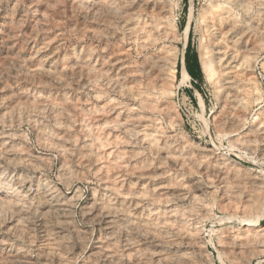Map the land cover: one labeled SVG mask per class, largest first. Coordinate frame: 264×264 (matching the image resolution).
I'll return each instance as SVG.
<instances>
[{
	"label": "rangeland",
	"instance_id": "rangeland-1",
	"mask_svg": "<svg viewBox=\"0 0 264 264\" xmlns=\"http://www.w3.org/2000/svg\"><path fill=\"white\" fill-rule=\"evenodd\" d=\"M68 1H70V2H68ZM77 1H79L80 3H78ZM88 1H89V3H88ZM102 1L103 0H96V2H97V4H96L95 0L94 1H91V0H81V1L80 0H0V25H1L0 26V34L2 35V36L0 35V37L2 38V40L0 38V42H1L0 43V62L2 61L3 65L5 66V67L1 66L2 64H0V73H1L0 77H3V78H0V82H1L0 83V97H1L0 98V115L2 116L1 118H3V120H4V122H3V120L0 119V131H1L0 132V140H3V141H1L2 143H0V148L3 145H4L3 148H5V149H3V148L0 149V152L4 150L0 154V167L2 168V169H0V183H1L0 191H7L10 188L9 190H10L12 195L13 194L16 195V193H17V197H16L17 200L21 197L18 200L19 202L17 200L11 199V198L10 199H3L0 201V206H1L0 209L2 208L0 210V217H1V214H3L4 218H5L4 219L3 217H1L2 222H0V230H1L0 231V241H1L0 242V251H1L0 264H6V263L9 264V261H10V264L12 263L11 260L7 259L4 255V254H6V252L8 250L9 251H15L16 250V252L25 256L24 264H26L27 261H29L28 263H30V264H52V263L53 264H60V263L61 264H82V263L88 264V262H91V264H108V263L109 264H129V262H130V264H148L149 261H150V264H157L152 257L153 254L151 253V255H150V253H149L150 250H148V249H151L153 247H155V248L151 249L152 252L157 251V249L160 251H162L164 249L165 251L164 250L163 251L167 252V253H174L175 254L177 252L176 253L177 255L180 253L182 254V253L187 252L188 254L187 253L186 254L189 258H191L193 256L192 255V252H193V254L195 256L192 257V258H194L193 262H191L192 258L190 259L191 264L192 263L193 264H264V241H262V239L264 240V236H263L264 231H262L264 229H260L261 227L264 228V206H263L264 205V184H263L264 183V152H263V150H264L263 149L264 148V130H262V129H264V51H263L264 50L263 49L264 48V33H263L264 32V25H263L264 24V17H263L264 12H262L264 10L262 7V6H264V0L263 1L262 0H247V2L245 0V3L238 4V5L237 4L235 5V3H230L231 4L230 5L229 2L227 1V3H226L225 0H224V2H223V0H215V1L212 0L213 1L212 3H211V0L210 1L209 0H162V1L161 0H153V1L152 0H149V1L146 0L147 2H144V0H131V1L125 0L126 3L124 2V0L123 1L117 0L118 3L115 0H106L107 2L108 1H111V2L114 1L115 5H117V6H115L113 2L112 3L108 2L106 4L105 0H104L105 3ZM251 1H252V3H251ZM83 2H85V3H83ZM138 2H140V4ZM143 2H144V5H143ZM162 2H163V5L161 6ZM208 2L211 4H209ZM217 2L218 3L222 2L221 4L230 6V10L232 9L235 12L234 11L231 12L230 17H228L229 19L223 18L221 22L218 21L219 24L220 23H222V24L219 25L218 22H215V24L212 26L211 24L213 21L211 22V20H212L211 15H209L211 19L210 18L208 19L207 18L208 16L206 17V15H208V13L211 14L212 5L214 3H217ZM77 3L79 4L78 6H77ZM81 3H83V4H81ZM124 3L126 4V6ZM141 3H142V5H141ZM158 3H160V4H158ZM100 4L103 6L102 7L98 6ZM104 4H106V6ZM206 4H209V6L206 7L207 6ZM244 4H246L247 6ZM258 4H260V5H258ZM107 5L112 6L113 9H111L112 7H110V6L107 7ZM137 5H139V6L141 5L144 7L142 9L141 6L138 7ZM164 5H166V6L164 7ZM136 6H137V8H136ZM151 6H152V9H150ZM258 6H260V8H262L263 10L261 9L262 10L261 11L260 8H258ZM132 7L134 8L133 10L131 9ZM148 7H149V9H148ZM160 7H162V8H160ZM244 7L247 9H245ZM58 8H59V10H58ZM114 8H115V10H114ZM140 8L142 9V11ZM123 9L128 14H126V12H125V15H124V13H122V12H124ZM162 9L165 13H163ZM200 9L202 10L203 13H201ZM257 9H259V11H261V12H259ZM103 10L106 12H104ZM118 10H120V11H118ZM134 10H135V13L136 12L139 13L140 16L137 13L135 14V13L131 12V11L134 12ZM206 11L208 13H206ZM43 12L46 14H44ZM49 12H50V14H49ZM151 12H153V13L151 14ZM41 13H43V15L45 17L42 16ZM204 13H205V15H204ZM130 14H131V17H130ZM259 14L262 16H260ZM135 15H137V16H135ZM200 15L205 16L206 19H205V17L203 18V16H202L203 19L200 18L201 17ZM255 15H258V16H255ZM40 16H42L43 18ZM125 16H128V17H125ZM138 16L140 17V20H138V18H139ZM159 16H161V17H159ZM166 16L169 17V19H173L175 21V23H176L175 29L173 28V26L171 24H168L166 26V29L161 28L160 24L158 25V23H160L161 20L164 19L163 17H166ZM236 16H238V17H236ZM114 17L115 18L117 17L116 21H115ZM121 17H124V19H120ZM155 17L157 20L158 19L159 20L157 21L155 19ZM249 17H253L254 19L255 18L256 19L254 20L253 18H250L251 19L250 20ZM11 18H12V21H11ZM257 18H258V20H257ZM142 19L145 20L146 22H144ZM204 19H205V23H204ZM252 19H253V21H252ZM121 20H123V21L125 20V22L122 21L125 24H123L121 22ZM141 20H142V22H141ZM151 20H153L154 22ZM261 20H262V22H261ZM155 21H157V22H155ZM223 21H225V22H223ZM228 21L230 23H227ZM251 21H252V23H251ZM256 21H258V22L256 23ZM127 22H129L128 24L130 26L127 24ZM147 22H148V24H147ZM151 22L154 24H152ZM201 22H203L202 24H205L206 27H207V24H209V22H210L211 24H209V27L210 26L211 27L210 28L207 27V30H206V29H204L205 28L204 25L202 26ZM17 23H19V24L17 25ZM114 23H116V24H114ZM254 23L258 24L259 26L254 25ZM225 24H226V26H225ZM229 24H231V25H229ZM244 24L246 25V27ZM147 25H148V27H146ZM233 25H234V27H233ZM157 26H158V28H157ZM186 26H188L189 29H188L187 38L185 39V28H186ZM223 26H225V27H223ZM126 27H127L129 32L127 31ZM144 27H146V28H144ZM214 27H216V29ZM229 27H230V29H228ZM133 28L136 29V32L134 31ZM142 28H144V30ZM169 28H171V29H169ZM222 28H223V30H222ZM163 29L165 31H163ZM173 29L175 30V33L173 32L174 31ZM209 29H210V31H209ZM231 29H233V30H231ZM10 30L12 32H10ZM146 30L149 32L151 31L150 32L151 34H148L149 32H147V34H145ZM152 30L154 31V33ZM169 30L170 31L172 30V32H170ZM220 31H221V33H220ZM164 32L165 33L168 32V33L165 34ZM13 33H14V35H13ZM138 33H139V36H138ZM142 33L145 35H142ZM10 34H11V37L13 39L10 36H7ZM134 34H135V36H133ZM140 34L142 36H140ZM153 34H155V37ZM204 34H205V38L203 40L202 38L204 37ZM218 34L220 35V37H218L219 36ZM207 35H208V37H207ZM227 35H230V36H227ZM148 36L150 38L149 40H152V42L148 40ZM222 36H224L226 38H224V37L222 38ZM131 37H132V39H131ZM173 37H175V38H173ZM183 37H184V39H183ZM209 37H212L214 40L212 38H209ZM144 38H145V40H144ZM233 38L236 41H234ZM248 38H249V40H248ZM9 39H11L12 43ZM132 40H134V41H132ZM184 40H185V43H184ZM225 40L226 41L228 40V41L226 42ZM246 40H247V42H246ZM2 41H3V44H2ZM147 41H148V44H147ZM231 41L232 42L234 41V43L237 42L236 47H237V45L239 47H238V55H237L238 57L236 56L235 57L236 60L233 58V59H230L231 60L230 61L226 57L230 53V51H228V50H230L229 48H230V42ZM5 42H6L7 46H6ZM17 42H19V43H17ZM145 42H146V44H145ZM208 43H210V44H208ZM228 43H229V45L227 46ZM245 43H247L248 45L250 44L249 46L252 45V47L253 46L255 47V48L253 47L251 50L253 52H251L250 49L247 50L245 48V50L248 51V52H246L244 50V47H243V51H241L242 46H244ZM215 44H217V46ZM157 46H158V48H157ZM202 46L206 47L207 50L209 49V52H210V54H212V56H214V54L216 56L219 54V57H222V55H223V57L220 59V61H218V59L213 61L214 62L213 65L214 66L216 65L215 67L213 66L215 68V74L216 75H215V78H213L212 80H210V79L208 80L205 77V74H204L202 67H201V61H200L201 56H200V54L202 52ZM9 47H10V49H12V50H10V49L9 50H10L11 54L13 55V58H12V55L10 54V52L8 50ZM12 47H15V48H12ZM6 48H7V50H6ZM21 48H22V50H21ZM248 48H251V47H248ZM256 48H257V50H256ZM39 49H41L42 51H40ZM19 50H21V51H19ZM29 50H30V52H29ZM35 50H36V52H35ZM13 51L16 52L15 53L16 55L13 54L14 53ZM78 51H80V52H78ZM186 51H187V53H186ZM217 51L219 52L218 54L216 53ZM223 51L226 53L224 54ZM239 51L242 53H239ZM220 52H221V54H220ZM33 53L34 54L36 53L37 55L34 56ZM160 53H163V54L161 55ZM171 53H172V55H171ZM249 53H251L253 56ZM42 54H45V55L47 54V56H45V55L43 56ZM164 54H165V56H164ZM39 55H40V57H39ZM185 55H187L188 57L195 55L197 57L198 64L200 67V71H201V79L200 80L194 81L191 77H189V79H187V80L184 79V77L182 75V69L185 67ZM239 55H241V56H239ZM14 56H16L17 58ZM31 56H33V57H31ZM155 56H156V59H155ZM173 56H175V57H173ZM18 57H19V59H18ZM240 57H243V58L241 59ZM246 57H248L250 59H248V58L246 59ZM15 58L18 61H15L16 60ZM163 58L165 60H163ZM252 58H253V60H252ZM37 59L39 62L37 61ZM48 59H49V61H48ZM86 59H88L89 61L88 60L86 61ZM168 59H170L172 61H169ZM29 60H31V63L29 62ZM82 60H84L85 62ZM156 60H158V62ZM221 60H223V61H221ZM241 60H243V61H241ZM246 60L248 62L245 64ZM6 61L8 63H4ZM24 61L25 62L27 61V62L25 63ZM81 61L83 62V64H81L82 63ZM23 62H24V64H23ZM34 62L36 64H38V63H42V64H38V66H35ZM43 62H45L46 64ZM55 62H56V64H55ZM87 62H88V65L86 64ZM219 62H220V64H219ZM232 62H233V64H236L237 67H236V65H233L234 67L231 66ZM239 62L242 64H240ZM243 63L245 65V67H244ZM8 64H10L9 68H7ZM25 64H26V66H25ZM33 64H34V67H33ZM69 64H70V66H69ZM85 64H86L87 68H86ZM172 64L174 65V68H175L174 78L172 79V81H170L171 83L168 84V81H166V80H168L166 75L169 72V69H168V68H170L169 66H172ZM89 65L91 67H93L94 69L91 68ZM158 65L160 67H158ZM217 65L218 66L220 65V66L218 67ZM247 65H249V66H247ZM24 66H25V68L27 66H29L31 68L36 67L35 69L38 68L39 71H36V73L31 74L29 71H27L25 68H23ZM10 67H12V68H10ZM70 67H72V68H70ZM156 67H158V68H156ZM162 67L164 68V70ZM51 68L52 69L54 68L53 69L54 71ZM55 68H58V69L56 70ZM232 68L234 71L232 70ZM9 69H11L12 71H9V73H8ZM44 69H45V71H44ZM96 69H98L97 70L98 73L96 72ZM99 69L102 71H99ZM241 69L243 71L245 70L244 73H242L243 71ZM132 70H134V71H132ZM218 70H219V72H218ZM235 70H238V71H235ZM23 71H25V72H23ZM40 71H41V73H40ZM161 71H162L163 75H161L162 74V73H160ZM49 72H50V74H49ZM128 72H130V73H128ZM228 72H230V73L232 72V73L229 74ZM12 73H13V75H12ZM38 73L41 75V77ZM55 73L58 75H55ZM87 73H88V75H87ZM2 74H4V75H2ZM8 74H10V75H8ZM52 75L54 76V78L52 77ZM60 75H62V76L60 77ZM225 75H226V77H225ZM111 76H113V77H111ZM162 76H163V79H162ZM39 77H40V79H39ZM56 77H58V78H56ZM99 77H100V79H99ZM4 78H7L8 80H4ZM32 78H33V80H31ZM43 78H45V79H43ZM237 78H238V81H237ZM104 80H105V82H104ZM163 80L165 81L166 84L164 83ZM241 80H242V82H241ZM151 81H152V83L154 82L153 85H151L152 84ZM235 81H237L236 82L237 84L235 83ZM130 82H131V84H129ZM7 83H8V86H6ZM10 83L12 84L13 88L9 87L11 85ZM219 83L220 84L222 83V84L220 85ZM241 83H242V86L244 84L243 87H241ZM252 83H253V85H252ZM117 84H119V85H117ZM147 84L149 85V87ZM233 85L235 87H233ZM151 86H153L157 89H159V87H161L160 91L157 89L155 90ZM247 86H248V89H245ZM250 86H251V88H250ZM117 87H118V89H117ZM238 87L239 88L241 87L240 88L241 90ZM254 87L257 89L256 93L250 91L251 89L254 91ZM15 88L17 89V92H16ZM144 88H145V91H144ZM148 88L150 90L155 91V92L150 91ZM14 89H15V91H14ZM24 89H27V90H24ZM125 89H127L129 91H127V90L125 91ZM167 89L172 90V93L167 94V92H164ZM9 90H10V92L13 91L12 93L14 95L11 94L9 92ZM141 90H143V91L141 92ZM225 90L228 92H225ZM230 90H232V91L230 92ZM236 90H237V92H236ZM243 90H244V92H243ZM245 90H247V92ZM22 92L27 94L28 96L25 94L23 96ZM150 92H151V94L149 96ZM156 92L158 93V95H156L157 94ZM159 92H161L162 94H160ZM140 94H142V95H140ZM247 94H249V95H247ZM252 95H254V96H252ZM132 96H134V97H132ZM146 96L148 98H146ZM238 96H240V97H238ZM24 97L25 98L27 97L26 100ZM137 97H139V98H137ZM144 97L147 101L144 100ZM232 97H233V99H232ZM12 98L15 101H13ZM23 98H24V100H23ZM149 98H152V100L155 98L154 99L155 101L154 100L152 101ZM244 98H245V100H244ZM33 99H34L33 102H35L36 105H35V103L33 104V102H32ZM138 99H140V100H138ZM165 99H166V101H165ZM238 99H240L242 102L240 100L238 101ZM248 100H250V101H248ZM12 101H13V105H12ZM145 101L147 104L145 103ZM247 101H248V103H247ZM22 102H24V104L26 102V104L24 105ZM152 102L157 103V106L155 103H152ZM238 102H241V105ZM149 103L152 104V106ZM236 103H238L239 105ZM245 103H246V105H245ZM5 104L7 105V108H6ZM30 104L31 105L33 104L32 107H30L31 106ZM17 105H19V106H17ZM21 105H23V106H21ZM153 105H155L156 107ZM235 105H236V107H235ZM242 105H245V107H243ZM4 106H5V108H3ZM11 106H15V107L13 108ZM52 106L53 107L55 106L54 109L57 108L56 112H53L54 109H52ZM148 106L150 108H148ZM241 106L243 108H241ZM19 107H21V109ZM23 107H24V109H23ZM165 107L167 109H165ZM7 109H9L8 112H7ZM14 111L16 113L12 114V112H14ZM237 111L238 112L240 111V112L238 113ZM1 112H3V113H1ZM6 112L8 113V115ZM17 112H18V115H17ZM137 113H139V114H137ZM3 114H5V115H3ZM28 115H30V116L28 117ZM126 115H129V116H126ZM115 116H116V118H115ZM8 117H10L11 119ZM231 117L234 119H231ZM32 118H33V120H32ZM27 119H29V120H27ZM111 122H112V125H111ZM56 123H57V125H56ZM124 124H125V127H126V125L127 126L129 125V126L125 128ZM40 125H41V127H39ZM113 125H114V128H113ZM233 125H234V127H233ZM37 127H38V129H37ZM143 127L145 128V130ZM141 128H142V130H141ZM133 130H134V132H133ZM143 130H144V132L147 130L145 132L146 134L143 132ZM218 131H219V133H218ZM88 132H89V134H88ZM149 132H150V134H149ZM157 132H159V133H157ZM5 133H7V134H5ZM152 133L154 134V136L152 135ZM131 134H134V135H131ZM147 134H148V136H147ZM44 135H46V136H44ZM96 136H97V138H96ZM243 136H244V138H242ZM114 137H115V139H114ZM149 137L151 139H149ZM154 137H156V138H154ZM234 137H235V139H234ZM44 139H46V140H44ZM111 140H113V141H111ZM145 140H147V141L145 142ZM233 140H234V142H233ZM236 140H238L239 142L238 141L236 142ZM5 141L7 142V144H5ZM99 141H102V142H99ZM148 141H149V143H147ZM152 141L155 142L154 145H153ZM160 141L161 142L163 141V142L161 143ZM241 141H242V143H241ZM245 141H246V144H245ZM14 142H16V144ZM89 142H91V143L89 144ZM9 143H14L16 146L14 144H11L12 148H9V147H11V145ZM38 143H39V145H38ZM53 143H54V145H53ZM101 143H102V146L100 145ZM237 143H239V144H237ZM104 144H105V146H104ZM156 144H157V146L155 147ZM161 144H163V145H161ZM165 144H166V146H165ZM195 144H197V145H195ZM248 145L250 147H248ZM19 146L20 147L22 146V147L20 148ZM15 147H17V148H15ZM190 147L192 149H190ZM14 148L16 150H14ZM152 148H154V149H152ZM117 149H119V150H117ZM168 149H170V151H168ZM174 149L175 150L177 149V150L175 151ZM137 150L139 152H137ZM157 150H159V151H157ZM161 150H163V153ZM164 150H166V151H164ZM171 150L175 151L176 153L172 152ZM200 150H201V152H200ZM134 151H135V153H134ZM182 151H183V153H185V152L186 153L185 154L180 153ZM191 151H192V154H191ZM202 151H204L205 154ZM22 152H23V155H22ZM61 152L62 153L64 152V153L62 154ZM94 152L95 153L97 152L101 157L99 155H97V153L95 154ZM102 152H103V154H102ZM131 152H132V154H131ZM210 152H212V153H210ZM215 152H216V154H215ZM87 153H88V157H87ZM116 153H118V154H116ZM173 153H175V154H173ZM202 153L204 156L202 155ZM90 154L92 155V157ZM126 154L129 156L131 155V156L128 157ZM161 154H163V155H161ZM179 154H180V156H179ZM197 154H198V156H197ZM221 154H223V155L226 154L225 155L226 157L221 155ZM5 155H7V156L5 157ZM20 155L23 156L24 160H26L27 158H30V159H27L29 163L26 160L25 165H24V160L22 159V156L18 157V158L16 157V156H20ZM9 156H12V157H9ZM118 156L119 157L121 156V157L119 158ZM173 156H174V159L172 160ZM206 156H207V159L209 158L208 160L205 158ZM13 157H14V159H16V158L19 159L18 162L15 161L13 159ZM179 157H180V159H179ZM194 157H198L200 161L198 160V158L196 159ZM88 158H89V160H88ZM105 158H106V160H105ZM165 158H166V160H164ZM203 158L205 159V161ZM215 158H216V161H215ZM229 158H231V159H229ZM6 159L7 160L10 159L11 161H9V160L7 161ZM111 159H113L112 164H110ZM175 159H177L178 161L177 160L175 161ZM191 159H192V161H190ZM218 159H219V161H218ZM20 160L23 161L22 162L23 164L19 163V162H21ZM34 160H35V163H34ZM196 160L199 162L196 163L197 162ZM209 160H211V161H209ZM222 160H224V161L222 162ZM31 161H32V164H30ZM102 161H104V162H102ZM113 161H115L117 163H115ZM118 161H120L119 163L122 162L121 165L118 163ZM131 161H133V162H131ZM171 161H174V162H171ZM124 162H126V163H124ZM175 162H177V163H175ZM188 162H189V164H187ZM233 162H235V163H233ZM37 163H38V165H36ZM132 163L134 165H132ZM27 164H29V165H27ZM115 164H117V165H115ZM137 164L139 166H137ZM211 164H212V166H211ZM35 165L38 167H36ZM41 165H42V167H41ZM100 165L102 168L100 167ZM171 165H173V166H171ZM225 165H227V166H225ZM97 166L100 167L99 170H97L98 169ZM106 166H107V169H106ZM112 166H114V167L112 168ZM142 166H143V168H142ZM4 167H6V168H4ZM108 167H110V168H108ZM129 167H130V169H129ZM135 167L137 168V172H136V170H134V169H136ZM204 167H207V168H204ZM210 167H211V169H210ZM227 167H228V169H227ZM19 168H21V169H19ZM139 168H142V169H139ZM222 168H224V169H222ZM232 168L233 169L235 168V170H233ZM3 169L4 170L6 169V171H4ZM13 169H14V171H13ZM112 169H114L115 171ZM23 170L27 174L24 173ZM138 170H142V171L138 172ZM201 170H203V171H201ZM204 171H206V172L204 173ZM216 171L218 172L217 174H216ZM222 171H224L225 173L226 172H228V173L225 174ZM238 171H240V172H238ZM21 172H23V173H21ZM132 172H134V173H132ZM201 172H203V173H201ZM19 173H21V174H19ZM141 173H143V174H141ZM159 173H161V174H159ZM222 173H224L228 177V179ZM254 173L257 174V176L260 175L259 178L261 179V182H260L261 185L259 183L257 184L256 180L254 179V175H251ZM3 174H4V176H3ZM73 174H75V175H73ZM156 174H159V175H156ZM116 176H118V177H116ZM135 176H136V180L134 179ZM212 176H214V177L218 176V177H215V179H214V177H212ZM223 176H224V178H223ZM101 177L103 178V180H101L102 179ZM120 177H122L123 180L119 179ZM139 177H141V178H139ZM221 177L223 178V180ZM248 177L251 179H248ZM25 178L30 179L31 182ZM37 178L39 179V181ZM40 178H42V179H40ZM168 178H170V179H168ZM11 180H12V182H15V183H12ZM111 180H113V181H111ZM177 180L180 182H178ZM215 180H216V182H215ZM221 180L223 182L227 181V183L224 182L225 188L222 186L223 182ZM22 181L26 182L27 186L28 187L30 186L29 188H31L33 190L41 189V187L42 188L47 187L45 189H48L49 187L52 188V190H50V188L47 190L49 192V193L47 192V194H52L55 196L58 194L57 198L59 197L58 198L60 200L59 204H61V207L65 208V211H64L65 214L60 213V212L56 213V211L54 212L52 209H50L48 206H46V203H44L45 201H43L44 197L42 198L41 196L35 197L36 198L35 201L38 199L37 200L38 202L36 201L34 203V201H33V203H31L29 201L30 200L29 197L27 195H26L27 197L24 195L25 193L21 194V192H24V191L21 188L17 187L19 185V183ZM36 181H38V182H36ZM119 181H120V185H119ZM174 181H176L175 184H174ZM218 181H219V183H218ZM6 182H8V183H6ZM10 182H11V185H10ZM35 182H36V184H35ZM40 182L42 183V185L40 184ZM115 182H118V183H116L113 186V184ZM130 182H132L133 184L131 185ZM182 182L184 183L183 185H182ZM191 182H192V184H191ZM193 182L196 184H193ZM210 182H211V184H210ZM239 182L243 187L240 186ZM45 183L47 185L48 184L49 185L47 186ZM171 183H173V184H171ZM177 183H179V185ZM242 183L243 184L245 183V185H243ZM101 184L104 185L105 187H103ZM198 184L201 186H199ZM226 184L229 186V188L226 187L227 186ZM38 185H39V187H38ZM54 185H55V187H54ZM116 186H118V187H116ZM128 186H129V189H128ZM202 186H204V187H202ZM211 186H212V188H211ZM244 186H246V188L247 187L248 188L246 189ZM257 186H260L259 187L260 190L257 188ZM15 187H17V188L15 189ZM33 187H35V188H33ZM139 187L144 188V189L140 190ZM153 187L156 190L160 191V192L157 191L159 194L161 193L163 195V193H164V195L160 196L158 193H155L156 196H154L153 192H156V191H155V189H153ZM157 187H158V189H157ZM171 187H173V188H171ZM206 187H208L209 189L207 190ZM251 187L254 188V189L252 188L254 191L259 190L258 191L259 196L261 195V198L263 197L261 200V204H260V210L258 212L254 211L255 213L244 211L245 207L243 206L246 204V201H245L244 195L242 193L245 194L248 190H252ZM103 188H104V190L106 188V190L103 191ZM111 188H114V189L112 190ZM116 188H117V190H116ZM132 188H133V191H132ZM222 188L224 190L220 191V190H222ZM232 188H233V191H232ZM256 188H257V190H256ZM262 188H263V190H261ZM17 189H18V192L20 191L19 193L17 192ZM134 189L135 190L137 189V192ZM145 189H147V191ZM14 191H15V193H14ZM51 191L52 192L54 191V192L52 193ZM119 191H121V192L119 193ZM128 191H130V192H128ZM134 191H135V193H134ZM140 191H141V193L145 192L144 194L146 196H144V194L143 195L140 194L139 193ZM221 192L223 193L224 197L221 195ZM240 192H242V193L240 194ZM102 193H103V195H105V194L108 195L109 198H107L106 195L103 196ZM112 193L114 194V196ZM127 194H129V195H127ZM138 194H140V195H138ZM230 194H232V195H230ZM238 194H240V195H238ZM262 194H263V196H262ZM18 195H20V196H18ZM99 195H100V197H98ZM228 195H229V197H228ZM134 196H135V198H134ZM143 196L145 198H143ZM198 196H199V198H198ZM96 197H98V198H96ZM102 197H105V198H102ZM124 197H126V198H124ZM155 197L157 198V200ZM195 197L198 199H196ZM227 197H228V199H227ZM24 198H25V200L22 201ZM122 198H124L123 201H122ZM129 198H130V200H129ZM149 198L150 199L153 198L154 200L153 199L150 200ZM164 198H166L167 200ZM61 199H63V201ZM103 199H104V201H100ZM134 199H135V201H134ZM159 199H161V200L159 201ZM192 199L194 200V202L192 201ZM232 199L237 203H234V201ZM4 200L7 203H5ZM105 200L106 201L108 200V201L106 202ZM2 201H3V205H2ZM11 201L12 202L15 201L14 203L19 204V206L21 207L22 210H19V211L17 210V212H16L15 208L18 205L17 204L14 205V203H12ZM114 201H115V203H114ZM191 201L193 204L191 203ZM242 201H244V202H242ZM8 202H10L13 206L10 205V203L8 204ZM70 202H71V204H70ZM116 202L117 203L119 202L120 205H119V203L116 204ZM134 202H136V203H134ZM27 203H29V205ZM88 203H89V205H88ZM106 203H108V204L111 203V204L107 205ZM132 203H134V204H132ZM144 203H146L147 205L145 204L146 206H144ZM154 203L156 205H154ZM169 203H172V205ZM174 203H175V205H174ZM182 203L184 205V208H183ZM189 203H191V204L188 205ZM195 203H197L199 205L196 206ZM203 203H204V205H203ZM205 203H206V206H205ZM233 203L235 204V206L237 204H239V205H237L239 207L236 209V207H234ZM32 204H34V205H32ZM35 204H37L38 206ZM113 204H115L114 205L115 207L110 206ZM124 204H126V206H127V207L124 206V208H126V211H125V209H123ZM229 204L231 206H229ZM117 205H119V207ZM223 205H225V206H223ZM32 206L34 207V210H33ZM85 206H87V207H85ZM140 206H141V208H140ZM159 206L162 209H160ZM168 206H169L170 211L167 210ZM186 206L187 207L189 206L188 208L190 210ZM190 206L192 207V210H191ZM241 206L244 208H241ZM36 207H38V208H36ZM69 207H70V209H69ZM99 207H100V209H99ZM148 207H149V209H148ZM155 207H156V209H154ZM185 207H186V209H185ZM199 207H201V208H199ZM31 208H32V210H31ZM66 208H68V209H66ZM108 208H109V210H108ZM145 208H146V210L144 211ZM163 208H164V210H163ZM205 208H206V210H205ZM12 209H14V210H12ZM18 209H20V208L18 207ZM88 209L90 212L87 211ZM97 209L100 210V213H97V212H99V210H97ZM151 209L152 210L154 209V210L152 211ZM171 209L173 212L171 211ZM41 210L44 213L43 215L41 213ZM139 210L140 211L142 210L141 212L143 213L144 217H142L141 212L138 213ZM162 210L164 211L163 217L167 214L164 217L165 219L166 218L167 219L172 218L174 220L169 219L168 221L170 223H168V221H165L163 219V221H161L162 224L159 223L160 220H162L161 219L162 218L161 213H163ZM180 210H181V212H180ZM231 210H235V211H231ZM34 211H35V213H34ZM127 211H131V213L127 212ZM143 211L146 213L144 214ZM176 211H178V213ZM25 212L26 213L29 212L28 214H30V215L25 214ZM101 212H103V213H101ZM105 212H106V214H104ZM112 212H113V214H112ZM157 212H159L160 214ZM169 212H171V213H169ZM243 212H245V214L249 215L250 217L245 215ZM204 213L206 214V216ZM20 214H21V217L19 218L20 222H18L17 224H20L21 222L24 221L23 219H25V221L23 222L24 224L21 223L19 226L18 225L17 226L10 225L11 227H9V225H6V223L8 222L7 220H9L11 218H15L17 216H20ZM36 214H38V215H36ZM56 214L57 215L59 214V216H57ZM101 214H102V216H101ZM122 214H124V215H122ZM139 214H141V215H139ZM149 214H150V216H149ZM156 214H157V216L155 217ZM197 214H199L200 216ZM23 215H24V218H23ZM147 215H148V217H146ZM172 215H174L176 218ZM44 216H46L45 217L46 220L44 219ZM47 216H49L50 218ZM60 216L62 217L63 220H61ZM64 216H65V218H64ZM130 216H131V218H129ZM138 216H139V218H137ZM257 216H259V217L261 216L260 226L258 228V230H259L258 234L254 230H253L254 231L253 232L251 229V233L253 232L254 234L253 233L251 234V236H250L251 240L250 241L247 240L248 241L247 242L246 238L244 237L245 235H242V234L246 233L245 232L246 230H241V229H244V226L246 225V221H244V220H246L248 217L249 218H252V217L258 218ZM109 217L112 220V227H113L112 233H109L108 230L106 229V223H104V225H102L103 222H105V218H109ZM111 217H113V218H111ZM115 217H118V218H115ZM132 217L135 219H133ZM56 218H58L60 221ZM146 218H148V219H146ZM116 219H117V221H116ZM118 219H120L122 221H120V220L118 221ZM128 219H130V221H127ZM40 220H41V222H40ZM151 220H152V222H150ZM124 221H126V222H124ZM145 221H147V223ZM174 221L176 222V224H174L175 223ZM188 221L189 222L191 221L193 223H191V222L189 223ZM3 222H4V224H3ZM25 222H26V224H25ZM59 222H61L62 224L64 223V225L66 224L67 226L65 225L63 227V225ZM132 222H133V224H132ZM178 222H180V224L182 226L179 225ZM30 223H31V226L29 225ZM32 223H34L35 225L33 226ZM42 223L45 225H43ZM124 223H126V224H124ZM135 223L138 227L136 225H134ZM153 223H155V224L153 225ZM1 224L4 226H2ZM47 224H48V226H46ZM116 224H118L117 230L115 228ZM144 224H145V226H144ZM147 224L149 225L150 228H151V225L153 226L152 230L147 226ZM156 224H158V225H156ZM189 224H190V226H188ZM52 225H53V227H51ZM70 225H72V226H70ZM130 225L132 227L134 225V229ZM141 225L144 226L145 228H147V230L145 228H142ZM38 226L41 229L40 228L38 229ZM44 226H45V229L43 228ZM123 226H124V228H127V229H125L126 231L124 230ZM128 226H129V228H128ZM135 226L137 227V229ZM185 226H186V228H185ZM194 226H198L200 228V235H201V243L202 244L200 243L199 250L205 249L203 251L197 250V248H198L197 246H196V250H197L196 251L195 250V244H193L189 241L186 242L187 239L185 238V232L187 230L193 228ZM3 227L6 229H4ZM20 227H21V229H20ZM48 227H50V228H48ZM165 227H166V229H165ZM31 228H32V230H30ZM47 228H48V230H47ZM139 228L143 229V231H141V233H140ZM52 229L54 231H52ZM72 229L77 230L78 233ZM144 229L147 232V234L144 231ZM153 229H155V230L157 229L156 234H153V233H155V231H153ZM172 229H174V230H172ZM175 229H177V230H175ZM178 229H179V231H178ZM44 230H46V231H44ZM119 230H121V231L119 232ZM164 230H166V231H164ZM17 231H18V234H17ZM55 231L58 233H56ZM127 231H128V235L126 234ZM157 231H159L160 233L159 232L157 233ZM169 231L171 234H168ZM229 231H230V233H229ZM232 231L233 232L235 231L237 234H235V232L233 234ZM44 232L46 233L45 235H44ZM72 232H74V233H72ZM114 232L116 234H117V232L119 233V235L117 234L118 235L117 238H119L120 240L119 239H117L118 241L116 240V237H115L116 234ZM149 232L152 235H150ZM240 232H242V233H240ZM11 233H13V234H11ZM79 233H80V235H78ZM132 233H135V235ZM163 233H165V234L163 235ZM19 234H21V235H19ZM39 234L43 237H41ZM56 234H57V236H56ZM60 234H62V235H60ZM259 234H262V235H260L261 239L259 238L260 237ZM16 235H17V237H16ZM29 235H31V236H29ZM66 235H68V236H66ZM104 235H105V237H104ZM120 235H123V236H120ZM130 235H132V236H130ZM161 235L163 237H161ZM171 235H172V238L170 239ZM174 235H175V237H174ZM237 235H239V236H237ZM146 236L147 237L149 236V237L147 238ZM70 237H71V239H70ZM97 237H99V238H97ZM112 237H113V239H112ZM164 237L167 239H165ZM230 237H232V238H230ZM2 238L3 239L6 238V239L2 240ZM29 238H30V240H29ZM74 238L75 239L77 238V239L75 240ZM218 238L220 239V241L222 243L219 242ZM25 239H26V241H25ZM137 239H139V240H137ZM160 239H161L160 242L155 241V240H160ZM225 239H226V241L229 239L227 242H230V243L225 242ZM257 239H259L260 241ZM42 240L43 241L45 240L46 242L45 241L43 242ZM47 240H48L49 245L47 244ZM56 240H59V242H57ZM77 240H80V241H77ZM125 240H127L128 242L127 241L125 242ZM131 240H136V241H131ZM171 240H174V241H171ZM240 240L242 241V243H240L241 245H239ZM55 241H56L55 245L52 244ZM139 241H141V242H139ZM145 241L147 242V244ZM149 241H151V242H149ZM165 241H167V242H165ZM184 241H185V243H184ZM251 241H253L252 242L253 244L251 243ZM15 242H16V244H15ZM17 242H18V244H17ZM20 242H23V243L20 244ZM40 242H41L42 246L40 245ZM110 242H112V243H110ZM113 242H115V245L113 244ZM132 242L134 243L133 245H131ZM2 243H4V244H2ZM76 243L79 245L77 246ZM82 243H83V245H82ZM99 243L101 245H98ZM104 243H106L105 245L108 249H113L115 251H119V252H116L117 257L121 256L122 254H124V255L122 257H120L119 260H117L118 259L117 258L116 260L111 261L110 258L107 259V257H105V256L94 253L95 247H97V246L105 247ZM124 243H128V244L126 245ZM249 243H251V245ZM11 244H13V245H11ZM61 244H62V246H61ZM96 244H97V246H95ZM110 244H112V246ZM237 244L239 247L237 246ZM20 245H21V247H20ZM46 245H48L49 247ZM113 245H114V247H113ZM123 245H125L126 248ZM134 245H135V247H134ZM183 245H185V246H183ZM260 245H261V247H260ZM22 246H23V248H22ZM109 246H111V247L109 248ZM116 246H118V247H116ZM179 246H181V247H179ZM247 246H248V248H247ZM249 246L251 248L253 246V248L250 249ZM255 246H256V249H255ZM257 246L259 247V249ZM79 247H80V249H79ZM89 247H91V248H89ZM132 247H134L136 249H133ZM172 247H173V249H171ZM46 248L47 249L49 248L48 250H50V251H47ZM117 248L120 249L122 253H120V250H118ZM141 248H143L144 252ZM177 248H179V249H177ZM238 248H239V250H238ZM22 249H24L25 251L24 250L22 251ZM124 249L128 250L127 253ZM186 249L188 251H185ZM229 249H231L232 251ZM257 249L261 253L258 252ZM133 250L136 251L135 253H139V254H135ZM147 251H149V252L147 253ZM190 251H192L191 254H190ZM205 251H206V253H205ZM49 252L50 253L52 252V253L49 254ZM207 252L209 254H207ZM24 253L27 254V256ZM42 253L46 254L47 257H45V255ZM128 253H130L129 258H128ZM255 253L257 254V256ZM125 255H126V257H125ZM51 256H52V258H51ZM99 256H101V257L99 258ZM203 256H205V257H203ZM29 257H31V258H29ZM101 258H102V260L104 259L102 261V263L100 261ZM138 258L140 260L143 259V260H141V263H140V260ZM59 259L60 260L62 259V260L60 261ZM121 259L123 261H121ZM125 259H127L128 261ZM150 259L152 260V262ZM63 260H64V262H63ZM124 260H125V262H124ZM199 260H201V261H199ZM48 261H51V262H48ZM53 261H55V262H53ZM180 263L182 264V262H180ZM158 264H161V263H158Z\"/></svg>",
	"mask_w": 264,
	"mask_h": 264
},
{
	"label": "bare ground",
	"instance_id": "bare-ground-1",
	"mask_svg": "<svg viewBox=\"0 0 264 264\" xmlns=\"http://www.w3.org/2000/svg\"><path fill=\"white\" fill-rule=\"evenodd\" d=\"M80 1H81V0H80ZM91 1H94V0H91ZM115 1L118 3L117 0H115ZM121 1H123V0H121ZM130 1H131V0H130ZM148 1H149V0H148ZM152 1H153V0H152ZM161 1H162V0H161ZM209 1H210V0H209ZM214 1H215V0H214ZM225 1H226V3H227V1H228L229 4H230V3H235V5H236V4L238 5V4L245 3V0H225ZM262 1H263V0H262ZM52 2H53V1H52ZM68 2H70V1H68ZM77 2L80 3L79 1H77ZM86 2H87V1H86ZM95 2H96V0H95ZM99 2H100V1H99ZM102 2H104V0H103ZM105 2H106V4H107L108 2H111V1H108V2H107V1L105 0ZM105 2H104V3H105ZM112 2H113L114 5H115V2H114V1H112ZM112 2H111V3H112ZM124 2L126 3L125 0H124ZM127 2H128V1H127ZM144 2H147V1L144 0ZM144 2H143V5H144ZM166 2H167V1H166ZM212 2H213V1L211 0V3H212ZM223 2H224V0H223ZM246 2H247V0H246ZM45 3H46V2H45ZM74 3H75V2H74ZM78 3H77V6L79 5ZM83 3H85V2H83ZM83 3H81V4H83ZM88 3H89V1H88ZM90 3H91V2H90ZM122 3H123V2H122ZM125 3H124V4H125ZM138 3L140 4V2H138ZM148 3H149V2H148ZM153 3H154V2H153ZM160 3H161V2H160ZM160 3H158V4H160ZM164 3H165V2H164ZM208 3H209V2H208ZM211 3H209V4H211ZM221 3H222V2H221ZM221 3H218V2H217V3H214V4L212 5L211 14L208 13V12L206 11V13H208V15H206V17L208 16V17H207L208 19L210 18L209 15H211V17H212V20H211V22L213 21L212 24L209 22V24H211L212 26L215 24V22H218V21L221 22L223 18H228V17H230L231 12L234 11V10H232V9L230 10V6H228V5H224V4H221ZM251 3H252V1H251ZM260 3H261V2H260ZM49 4H50V3H49ZM96 4H97V2H96ZM98 4H99V3H98ZM106 4H104V5L106 6ZM109 4H110V3H109ZM165 4H166V3H165ZM209 4H206V5H207L206 7H208ZM60 5H61V4H60ZM89 5H90V4H89ZM114 5H113V6H114ZM121 5H122V4H121ZM128 5H129V4H128ZM141 5H142V3H141ZM141 5H140V6H141ZM155 5H156V4H155ZM162 5H163V2H162V4H161V6H162ZM166 5H167V4H166ZM166 5H164V7H165ZM230 5H231V4H230ZM244 5H246V4H244ZM258 5H260V4H258ZM34 6H35V5H34ZM53 6H54V5H53ZM74 6H75V5H74ZM98 6L102 7L103 5L100 4V5H98ZM98 6H97V7H98ZM105 6H104V7H105ZM108 6H110V5H107V7H108ZM115 6H117V5H115ZM125 6H126V4H125ZM130 6H131V5H130ZM137 6L140 7L139 5H137ZM137 6H136V8H137ZM153 6H154V5H153ZM156 6H157V5H156ZM167 6H168V5H167ZM232 6H233V5H232ZM246 6H247V5H246ZM42 7H43V6H42ZM49 7H50V6H49ZM62 7H63V6H62ZM66 7H67V6H66ZM85 7H86V6H85ZM90 7H91V6H90ZM110 7H112V6H110ZM133 7H134V6H133ZM133 7L131 8L132 10L134 9ZM143 7H144V6H141L142 9H143ZM149 7H150V6H149ZM149 7H148V9H149ZM233 7H234V6H233ZM240 7H241V6H240ZM250 7H251V6H250ZM250 7H249V8H250ZM262 7H263V9H264V6H262ZM68 8H69V7H68ZM70 8H71V7H70ZM78 8H79V7H78ZM94 8H95V7H94ZM122 8H123V7H122ZM126 8H127V7H126ZM141 8H140V9H141ZM145 8H146V7H145ZM160 8H162V7H160ZM209 8H210V7H209ZM244 8H245V7H244ZM258 8H260V6H258ZM33 9H34V8H33ZM71 9H72V8H71ZM111 9H113V7H112ZM127 9H128V8H127ZM129 9H130V8H129ZM142 9H141V11H142ZM150 9H152V6H151ZM158 9H159V8H158ZM233 9H234V8H233ZM245 9H247V8H245ZM250 9H251V8H250ZM255 9H256V8H255ZM261 9H262V8H260V10H261ZM263 9H262V10H263ZM58 10H59V8H58ZM72 10H73V9H72ZM74 10H75V9H74ZM77 10H78V9H77ZM80 10H81V9H80ZM100 10H101V9H100ZM114 10H115V8H114ZM123 10H124V9H123ZM137 10H138V9H137ZM153 10H154V9H153ZM156 10H157V9H156ZM164 10H165V9H164ZM200 10H201V9H200ZM207 10H208V9H207ZM235 10H236V9H235ZM257 10L259 11V9H257ZM262 10H261V11H262ZM35 11H36V10H35ZM43 11H44V10H43ZM70 11H71V10H70ZM103 11H104V10H103ZM110 11H111V10H110ZM118 11H120V10H118ZM143 11H144V10H143ZM148 11H149V10H148ZM151 11H152V10H151ZM154 11H155V10H154ZM154 11H153V12H154ZM162 11H163V9H162ZM203 11H204V10H203ZM209 11H210V10H209ZM247 11H248V10H247ZM261 11H259V12H261ZM16 12H17V11H16ZM44 12H45V11H44ZM44 12H43V13H44ZM94 12H95V11H94ZM104 12H106V11H104ZM107 12H108V11H107ZM125 12H126V11L124 10V12H122V13H124V15H125ZM131 12H132V13H135V10H134V12H133V11H131ZM144 12H145V11H144ZM149 12H150V11H149ZM153 12H151V14H152ZM204 12H205V11H204ZM234 12H235V11H234ZM262 12H264V10H263ZM43 13H41L42 16H44ZM117 13H118V12H117ZM136 13H137V12H136ZM136 13H135V14H136ZM141 13H142V12H141ZM157 13H158V12H157ZM163 13H165V12L163 11ZM201 13H203L202 10H201ZM13 14H14V13H13ZM44 14H46V13H44ZM49 14H50V12H49ZM72 14H73V13H72ZM74 14H75V13H74ZM126 14H128V13L126 12ZM137 14L139 15V13H137ZM144 14H145V13H144ZM148 14H149V13H148ZM148 14H147V15H148ZM158 14H159V13H158ZM256 14H257V13H256ZM115 15H116V14H115ZM124 15H123V16H124ZM204 15H205V13H204ZM234 15H235V14H234ZM247 15H248V14H247ZM259 15H260V14H259ZM42 16H40V17H42ZM74 16H75V15H74ZM74 16H73V17H74ZM135 16H137V15H135ZM139 16H140V15H139ZM139 16H138V17H139ZM149 16H150V15H149ZM169 16H170V15H169ZM200 16H201L200 18H202L203 15H200ZM241 16H242V15H241ZM255 16H258V15H255ZM260 16H262V15H260ZM19 17H20V16H19ZM44 17H45V16H44ZM125 17H128V16H125ZM130 17H131V14H130ZM138 17H137V18H138ZM159 17H161V16H159ZM159 17H158V18H159ZM204 17H205V16H203V18H204ZM206 17H205V19H206ZM236 17H238V16H236ZM245 17H246V16H245ZM263 17H264V16H263ZM263 17H262V18H263ZM42 18H43V17H42ZM116 18H117V17H116ZM116 18L114 17L115 21H116ZM118 18H119V17H118ZM133 18H134V17H133ZM135 18H136V17H135ZM150 18H151V17H150ZM150 18H149V19H150ZM163 18H164V19H163ZM163 18H162L163 20H161V22L158 23V25L160 24V27H161V28L166 29V26H167L168 24H171V25L173 26L174 29L176 28V23H175V21H174L173 19H169V17H167V16H166V17H163ZM203 18H202V19H203ZM234 18H235V17H234ZM250 18H253V17H249V19H250ZM259 18H260V17H259ZM110 19H111V18H110ZM120 19H124V17H121ZM152 19H153V18H152ZM155 19H156V17H155ZM205 19H204V23H205ZM210 19H211V18H210ZM228 19H229V18H228ZM232 19H233V18H232ZM253 19H254V18H253ZM253 19H252V21H253ZM255 19H256V18H255ZM255 19H254V20H255ZM1 20H2V19H1ZM19 20H20V19H19ZM97 20H98V19H97ZM132 20H133V19H132ZM138 20H140V17L138 18ZM138 20H137V21H138ZM142 20H143V19H142ZM142 20H141V22H142ZM156 20H157V19H156ZM158 20H159V19H158ZM158 20H157V21H158ZM196 20H197V19H196ZM199 20H200V19H199ZM233 20H234V19H233ZM239 20H240V19H239ZM244 20H245V19H244ZM250 20H251V19H250ZM257 20H258V18H257ZM11 21H12V18H11ZM34 21H35V20H34ZM39 21H40V20H39ZM122 21H123V20H121V22H122ZM129 21H130V20H129ZM135 21H136V20H135ZM143 21L146 22L145 20H143ZM147 21H148V20H147ZM151 21H153V20H151ZM157 21H155V22H157ZM201 21H202V20H201ZM235 21H236V20H235ZM245 21H246V20H245ZM252 21H251V23H252ZM5 22H6V21H5ZM40 22H41V21H40ZM43 22H44V21H43ZM99 22H100V21H99ZM123 22H125V20H124ZM123 22H122V23H123ZM138 22H139V21H138ZM144 22H143V23H144ZM153 22H154V21H153ZM219 22H218V24H219ZM223 22H225V21H223ZM257 22H258V21H256V23H257ZM261 22H262V20H261ZM77 23H78V22H77ZM112 23H113V22H112ZM128 23H129V22H127V24H128ZM135 23H136V22H135ZM151 23H152V22H151ZM202 23H203V22H201V24H202ZM227 23H230V22L228 21ZM231 23H232V22H231ZM243 23H244V22H243ZM249 23H250V22H249ZM251 23H250V24H251ZM15 24H16V23H15ZM18 24H19V23H17V25H18ZM42 24H43V23H42ZM114 24H116V23H114ZM123 24H125V23H123ZM127 24H126V25H127ZM145 24H146V23H145ZM147 24H148V22H147ZM152 24H154V23H152ZM209 24H207V27H209ZM218 24H217V25H218ZM220 24H222V23H220ZM220 24H219V25H220ZM250 24H249V25H250ZM261 24H262V23H261ZM4 25H5V24H4ZM40 25H41V24H40ZM40 25H39V26H40ZM126 25H125V26H126ZM128 25H129V24H128ZM139 25H140V24H139ZM156 25H157V24H156ZM203 25H204V27H205L204 29L207 30V27L205 26V24H202V26H203ZM229 25H231V24H229ZM235 25H236V24H235ZM244 25H245V24H244ZM249 25H248V26H249ZM254 25L259 26L258 24H255V23H254ZM263 25H264V24H263ZM0 26H1V25H0ZM15 26H16V25H15ZM45 26H46V25H45ZM129 26H130V25H129ZM140 26H141V25H140ZM225 26H226V24H225ZM225 26H223V27H225ZM127 27H128V26H127ZM127 27H126V29H127ZM131 27H132V26H131ZM133 27H134V26H133ZM141 27H142V26H141ZM146 27H148V25H147ZM146 27H144V28H146ZM149 27H150V26H149ZM152 27H153V26H152ZM160 27H159V28H160ZM210 27H211V26H210ZM210 27H209V28H210ZM233 27H234V25H233ZM245 27H246V25H245ZM254 27H255V26H254ZM261 27H262V26H261ZM11 28H12V27H11ZM11 28H10V29H11ZM42 28H43V27H42ZM129 28H130V27H129ZM135 28H136V27H135ZM144 28H142V29L144 30ZM157 28H158V26H157ZM157 28H156V29H157ZM161 28H160V29H161ZM214 28L216 29V27H214ZM231 28H232V27H231ZM256 28H257V27H256ZM12 29H13V28H12ZM40 29H41V28H40ZM44 29H45V28H44ZM121 29H122V28H121ZM133 29H134V28H133ZM133 29H132V30H133ZM153 29H154V28H153ZM164 29H163V31H165ZM167 29H168V28H167ZM169 29H171V28H169ZM174 29H173V30H174ZM188 29H189V27L186 26V28H185V39L187 38V35H188ZM201 29H202V28H201ZM212 29H213V28H212ZM228 29H230V27H229ZM228 29H227V30H228ZM233 29H234V28H233ZM233 29H231V30H233ZM243 29H244V28H243ZM252 29H253V28H252ZM252 29H251V30H252ZM260 29H261V28H260ZM75 30H76V29H75ZM213 30H214V29H213ZM219 30H220V29H219ZM222 30H223V28H222ZM249 30H250V29H249ZM115 31H116V30H115ZM127 31H128V29H127ZM127 31H126V32H127ZM134 31L136 32V29H134ZM134 31H133V32H134ZM137 31H138V30H137ZM152 31H153V30H152ZM156 31H157V30H156ZM160 31H161V30H160ZM169 31H170V30H169ZM209 31H210V29H209ZM211 31H212V30H211ZM10 32H12V31L10 30ZM34 32H35V31H34ZM94 32H95V31H94ZM94 32H93V33H94ZM120 32H121V31H120ZM128 32H129V31H128ZM135 32H134V33H135ZM139 32H140V31H139ZM144 32H145V31H144ZM147 32H149V31L146 30L145 34H147ZM150 32H151V31H150ZM150 32H149L148 34H151ZM170 32H172V30H171ZM170 32H169V33H170ZM173 32L175 33V30H174ZM204 32H205V31H204ZM207 32H208V31H207ZM216 32H217V31H216ZM230 32H231V31H230ZM5 33H6V32H5ZM153 33H154V31H153ZM156 33H157V32H156ZM164 33H165V32H164ZM167 33H168V32H167ZM167 33H165V34H167ZM176 33H177V32H176ZM202 33H203V32H202ZM211 33H212V32H211ZM211 33H210V34H211ZM220 33H221V31H220ZM260 33H261V32H260ZM263 33H264V32H263ZM2 34H3V33H2ZM30 34H31V33H30ZM145 34L142 33V35H145ZM227 34H228V33H227ZM252 34H253V33H252ZM255 34H256V33H255ZM0 35H1V34H0ZM13 35H14V33H13ZM15 35H16V34H15ZM103 35H104V34H103ZM142 35L140 34V36H142ZM153 35H154V37H155V34H153ZM158 35H159V34H158ZM158 35H157V36H158ZM176 35H177V34H176ZM176 35H175V36H176ZM202 35H203V34H202ZM215 35H216V34H215ZM218 35H219V34H218ZM233 35H234V34H233ZM237 35H238V34H237ZM239 35H240V34H239ZM1 36H2V35H1ZM5 36H6V35H5ZM7 36H10V37H11V34H10V35H7ZM7 36H6V37H7ZM133 36H135V34H134ZM138 36H139V33H138ZM138 36H137V37H138ZM211 36H212V35H211ZM225 36H226V35H225ZM227 36H230V35H227ZM17 37H18V36H17ZM146 37H147V36H146ZM154 37H153V38H154ZM163 37H164V36H163ZM207 37H208V35H207ZM213 37H214V36H213ZM218 37H220V35H219ZM223 37H224V36H222V38H223ZM232 37H233V36H232ZM242 37H243V36H242ZM248 37H249V36H248ZM0 38H1V37H0ZM11 38H12V37H11ZM28 38H29V37H28ZM142 38H143V37H142ZM157 38H158V37H157ZM173 38H175V37H173ZM177 38H178V37H177ZM204 38H205V34H204V37H203L202 39L204 40ZM209 38H212V37H209ZM224 38H226V37H224ZM252 38H253V37H252ZM7 39H8V38H7ZM12 39H13V38H12ZM26 39H27V38H26ZM131 39H132V37H131ZM140 39H141V38H140ZM149 39H150V38H149V36H148V40H149ZM155 39H156V38H155ZM183 39H184V37H183ZM212 39H213V38H212ZM236 39H237V38H236ZM244 39H245V38H244ZM1 40H2V38H1ZM9 40L11 41V39H9ZM121 40H122V39H121ZM135 40H136V39H135ZM144 40H145V38H144ZM144 40H143V41H144ZM146 40H147V39H146ZM213 40H214V39H213ZM213 40H212V41H213ZM217 40H218V39H217ZM229 40H230V39H229ZM233 40H234V38H233ZM248 40H249V38H248ZM252 40H253V39H252ZM252 40H251V41H252ZM3 41H4V40H3ZM3 41H2V44H3ZM13 41H14V40H13ZM23 41H24V40H23ZM32 41H33V40H32ZM132 41H134V40H132ZM149 41L152 42V40H149ZM154 41H155V40H154ZM181 41H182V40H181ZM215 41H216V40H215ZM220 41H221V40H220ZM225 41H226V40H225ZM227 41H228V40H227ZM227 41H226V42H227ZM234 41H236V40H234ZM234 41H233V42H232V41L230 42V48H229L230 50L227 49L228 51H230V53H229L228 56L226 57V58H228V60L233 59V58L236 60L235 57L238 55V47H239V46L237 45V47H236V43H237V42L234 43ZM237 41H238V40H237ZM240 41H241V40H240ZM244 41H245V40H244ZM244 41H243V42H244ZM251 41H250V42H251ZM6 42H7V41H6ZM6 42H5V44H6ZM138 42H139V41H138ZM155 42H156V41H155ZM182 42H183V41H182ZM246 42H247V40H246ZM258 42H259V41H258ZM0 43H1V42H0ZM7 43H8V42H7ZM9 43H10V42H9ZM11 43H12V41H11ZM17 43H19V42H17ZM184 43H185V40H184ZM212 43H213V42H212ZM215 43H216V42H215ZM217 43H218V42H217ZM222 43H223V42H222ZM251 43H252V42H251ZM256 43H257V42H256ZM145 44H146V42H145ZM147 44H148V41H147ZM162 44H163V43H162ZM166 44H167V43H166ZM208 44H210V43H208ZM11 45H12V44H11ZM31 45H32V44H31ZM44 45H45V44H44ZM134 45H135V44H134ZM215 45L217 46V44H215ZM215 45H214V46H215ZM228 45H229V43L227 44V46H228ZM249 45H250V44H249ZM249 45H248L247 43H245L244 46L241 45V46H242V50H241V51H243V47H244V50H245V48H246L247 50L250 49V51H251L252 48H253L254 46L252 47V45H251V46H249ZM258 45H259V44H258ZM260 45H261V44H260ZM6 46H7V44H6ZM8 46H9V45H8ZM17 46H18V45H17ZM135 46H136V45H135ZM162 46H163V45H162ZM167 46H168V45H167ZM207 46H208V45H207ZM219 46H220V45H219ZM241 46H240V47H241ZM1 47H2V46H1ZM10 47H11V46H10ZM10 47L8 48V50L10 49ZM43 47H44V46H43ZM43 47H42V48H43ZM220 47H221V46H220ZM224 47H225V46H224ZM248 47H251V48H248ZM3 48H4V47H3ZM12 48H15V47H12ZM18 48H19V47H18ZM33 48H34V47H33ZM36 48H37V47H36ZM157 48H158V46H157ZM165 48H166V47H165ZM211 48H212V47H211ZM254 48H255V47H254ZM257 48H258V47H257ZM257 48H256V50H257ZM16 49H17V48H16ZM163 49H164V48H163ZM220 49H221V48H220ZM240 49H241V48H240ZM263 49H264V48H263ZM6 50H7V48H6ZM10 50H12V49H10ZM10 50H9V52H10ZM21 50H22V48H21ZM21 50H19V51H21ZM39 50L42 51L41 49H39ZM39 50H38V51H39ZM135 50H136V49H135ZM161 50H162V49H161ZM200 50H201V49H200ZM210 50H211V49H210ZM215 50H216V49H215ZM218 50H219V49H218ZM15 51H16V50H15ZM19 51H18V52H19ZM81 51H82V50H81ZM89 51H90V50H89ZM91 51H92V50H91ZM136 51H137V50H136ZM245 51H246V50H245ZM245 51H244V52H245ZM263 51H264V50H263ZM5 52H6V51H5ZM7 52H8V51H7ZM13 52H14V51H13ZM18 52H17V53H18ZM29 52H30V50H29ZM35 52H36V50H35ZM72 52H73V51H72ZM78 52H80V51H78ZM165 52H166V51H165ZM175 52H176V51H175ZM223 52H224V51H223ZM244 52H243V53H244ZM246 52H248V51H246ZM246 52H245V53H246ZM251 52H253V51H251ZM255 52H256V51H255ZM15 53H16V52H14L13 54H15ZM152 53H153V52H152ZM216 53L218 54L219 52L217 51ZM225 53H226V52H224V54H225ZM239 53H242V52L239 51ZM10 54H11V52H10ZM33 54H34V53H33ZM38 54H39V53H38ZM127 54H128V53H127ZM160 54L162 55L163 53H160ZM168 54H169V53H168ZM220 54H221V52H220ZM249 54H251V53H249ZM11 55H12V54H11ZM15 55H16V54H15ZM24 55H25V54H24ZM29 55H30V54H29ZM36 55H37V54L35 53L34 56H36ZM42 55L44 56L45 54H42ZM157 55H158V54H157ZM171 55H172V53H171ZM171 55H170V56H171ZM175 55H176V54H175ZM226 55H227V54H226ZM245 55H246V54H245ZM251 55H252V54H251ZM19 56H20V55H19ZM45 56H47V54H46ZM159 56H160V55H159ZM164 56H165V54H164ZM200 56H201V58H200V61H201V67H202V70H203V72H204V74H205V77H206L208 80H209V79L212 80L213 78H215V75H216V74H215V68H214L216 65H215V66L213 65V63H214L213 61H215L216 59H218V61H220V59L223 57V55H222V57H219V54H218L217 56H216L215 54H214V56H212V54H210V52H209V49L207 50L206 47L202 46V52H201ZM239 56H241V55H239ZM243 56H244V55H243ZM247 56H248V55H247ZM252 56H253V55H252ZM14 57H16V56H14ZM28 57H29V56H28ZM31 57H33V56H31ZM39 57H40V55H39ZM90 57H91V56H90ZM160 57H161V56H160ZM162 57H163V56H162ZM173 57H175V56H173ZM237 57H238V56H237ZM12 58H13V55H12ZM16 58H17V57H16ZM16 58H15V59H16ZM20 58H21V57H20ZM23 58H24V57H23ZM41 58H42V57H41ZM85 58H86V57H85ZM140 58H141V57H140ZM147 58H148V57H147ZM153 58H154V57H153ZM153 58H152V59H153ZM164 58H165V57H164ZM164 58H163V60H165ZM170 58H171V57H170ZM240 58L242 59L243 57H240ZM247 58H248V57H246V59H247ZM15 59H14V60H15ZM18 59H19V57H18ZM24 59H25V58H24ZM28 59H29V58H28ZM74 59H75V58H74ZM150 59H151V58H150ZM155 59H156V56H155ZM155 59H154V60H155ZM248 59H250V58H248ZM25 60H26V59H25ZM42 60H43V59H42ZM70 60H71V59H70ZM87 60H88V59H86V61H87ZM168 60H169V61H172V60H170V59H168ZM174 60H175V59H174ZM235 60H234V61H235ZM243 60H244V59H243ZM243 60H241V61H243ZM252 60H253V58H252ZM3 61H4V60H3ZM15 61H18V60L16 59ZM22 61H23V60H22ZM22 61H21V62H22ZM37 61H38V59H37ZM43 61H44V60H43ZM48 61H49V59H48ZM82 61H84V60H82ZM82 61H81V62H82ZM88 61H89V60H88ZM91 61H92V60H91ZM127 61H128V60H127ZM156 61L158 62V60H156ZM161 61H162V60H161ZM221 61H223V60H221ZM230 61H231V60H230ZM234 61H233V62H234ZM241 61H240V62H241ZM249 61H250V60H249ZM262 61H263V60H262ZM24 62H25V61H24ZM24 62H23V64H24ZM26 62H27V61H26ZM26 62H25V63H26ZM29 62L31 63V60H29ZM35 62H36V61H35ZM35 62H34V63H35ZM38 62H39V61H38ZM38 62H37V63H38ZM51 62H52V61H51ZM60 62H61V61H60ZM60 62H59V63H60ZM76 62H77V61H76ZM84 62H85V61H84ZM224 62H225V61H224ZM224 62H223V63H224ZM233 62H232V64H231V66L236 65V64H233ZM237 62H238V61H237ZM240 62H239V63H240ZM247 62H248V61L246 60V61H245V64H246ZM260 62H261V61H260ZM4 63H8V62L6 61V62H4ZM32 63H33V62H32ZM43 63H45V62H43ZM53 63H54V62H53ZM123 63H124V62H123ZM130 63H131V62H130ZM139 63H140V62H139ZM227 63H228V62H227ZM235 63H236V62H235ZM0 64H2L1 66H4L3 63H2V61L0 62ZM38 64H42V63H38ZM38 64L35 63V66H38ZM45 64H46V63H45ZM50 64H51V63H50ZM55 64H56V62H55ZM81 64H83V62H82ZM86 64L88 65V62H87ZM86 64H85V66H86ZM128 64H129V63H128ZM131 64H132V63H131ZM155 64H156V63H155ZM157 64H158V63H157ZM173 64H174V63H173ZM173 64H172V66H169V67H170V68H168V69H169V72H168L167 75H166V77H167V79H168V80H166V81H168V84L171 83L170 81H172V79L174 78L175 68H174V65H173ZM219 64H220V62H219ZM240 64H242V63H240ZM9 65H10V64H8V67H7V68H9ZM20 65H21V64H20ZM27 65H28V64H27ZM53 65H54V64H53ZM142 65H143V64H142ZM160 65H161V64H160ZM243 65H244V63H243ZM6 66H7V65H6ZM11 66H12V65H11ZM18 66H19V65H18ZM25 66H26V64H25ZM25 66H24L23 68H25ZM50 66H51V65H50ZM54 66H55V65H54ZM65 66H66V65H65ZM69 66H70V64H69ZM89 66H90V65H89ZM92 66H93V65H92ZM213 66H214V67H213ZM217 66H218V65H217ZM219 66H220V65H219ZM219 66H218V67H219ZM247 66H249V65H247ZM247 66H246V67H247ZM4 67H5V66H4ZM13 67H14V66H13ZM21 67H22V66H21ZM33 67H34V64H33ZM33 67L31 68V67L27 66L25 69H26L27 71H29L31 74L36 73V71H39L38 68L35 69L36 67H35V68H33ZM43 67H44V66H43ZM55 67H56V66H55ZM81 67H82V66H81ZM90 67H91V66H90ZM94 67H95V66H94ZM147 67H148V66H147ZM158 67H160V66L158 65ZM158 67H156V68H158ZM229 67H230V66H229ZM229 67H228V68H229ZM233 67H234V66H233ZM236 67H237V65H236ZM236 67H235V68H236ZM238 67H239V66H238ZM244 67H245V65H244ZM10 68H12V67H10ZM14 68H15V67H14ZM70 68H72V67H70ZM86 68H87V66H86ZM91 68H93V67H91ZM142 68H143V67H142ZM152 68H153V67H152ZM162 68H163V67H162ZM162 68H161V69H162ZM230 68H231V67H230ZM235 68H234V69H235ZM3 69H4V68H3ZM39 69H40V68H39ZM51 69H52V68H51ZM53 69H54V68H53ZM53 69H52V70H53ZM55 69L57 70L58 68H55ZM59 69H60V68H59ZM65 69H66V68H65ZM68 69H69V68H68ZM88 69H89V68H88ZM93 69H94V68H93ZM125 69H126V68H125ZM165 69H166V68H165ZM224 69H225V68H224ZM224 69H223V70H224ZM237 69H238V68H237ZM1 70H2V69H1ZM62 70H63V69H62ZM77 70H78V69H77ZM86 70H87V69H86ZM91 70H92V69H91ZM97 70H98V69H96V72H97ZM129 70H130V69H129ZM163 70H164V68H163ZM216 70H217V69H216ZM221 70H222V69H221ZM230 70H231V69H230ZM232 70H233V68H232ZM241 70H242V69H241ZM6 71H7V70H6ZM9 71H12V70L9 69V70H8V73H9ZM21 71H22V70H21ZM41 71H42V70H41ZM41 71H40V73H41ZM44 71H45V69H44ZM53 71H54V70H53ZM89 71H90V70H89ZM99 71H102V70L99 69ZM113 71H114V70H113ZM115 71H116V70H115ZM123 71H124V70H123ZM132 71H134V70H132ZM159 71H160V70H159ZM166 71H167V70H166ZM233 71H234V70H233ZM233 71H232V72H233ZM235 71H238V70H235ZM242 71H243V70H242ZM244 71H245V70H244ZM244 71H243L242 73H244ZM13 72H14V71H13ZM23 72H25V71H23ZM29 72H28V73H29ZM50 72H51V71H50ZM50 72H49V74H50ZM61 72H62V71H61ZM90 72H91V71H90ZM130 72H131V71H130ZM130 72H128V73H130ZM137 72H138V71H137ZM218 72H219V70H218ZM223 72H224V71H223ZM226 72H227V71H226ZM232 72H231V73H232ZM239 72H240V71H239ZM26 73H27V72H26ZM62 73H63V72H62ZM97 73H98V72H97ZM100 73H101V72H100ZM114 73H115V72H114ZM126 73H127V72H126ZM138 73H139V72H138ZM153 73H154V72H153ZM160 73H162V71H161ZM165 73H166V72H165ZM216 73H217V72H216ZM224 73H225V72H224ZM228 73L231 74L230 72H228ZM234 73H235V72H234ZM237 73H238V72H237ZM245 73H246V72H245ZM0 74H1V73H0ZM6 74H7V73H6ZM10 74H11V73H10ZM10 74H8V75H10ZM38 74H39V73H38ZM43 74H44V73H43ZM84 74H85V73H84ZM219 74H220V73H219ZM2 75H4V74H2ZM12 75H13V73H12ZM12 75H11V76H12ZM15 75H16V74H15ZM22 75H23V74H22ZM24 75H25V74H24ZM34 75H35V74H34ZM39 75H40V74H39ZM39 75H38V76H39ZM44 75H45V74H44ZM44 75H43V76H44ZM55 75H58V74L55 73ZM85 75H86V74H85ZM87 75H88V73H87ZM161 75H163V73H162ZM182 75H183L184 79H186V80L189 79V77H190V75L188 74V72L186 71L185 68L182 69ZM222 75H223V74H222ZM234 75H235V74H234ZM27 76H28V75H27ZM30 76H31V75H30ZM46 76H47V75H46ZM61 76H62V75H60V77H61ZM116 76H117V75H116ZM130 76H131V75H130ZM146 76H147V75H146ZM164 76H165V75H164ZM217 76H218V75H217ZM217 76H216V77H217ZM220 76H221V75H220ZM223 76H224V75H223ZM246 76H247V75H246ZM4 77H5V76H4ZM6 77H7V76H6ZM14 77H15V76H14ZM40 77H41V75H40ZM40 77H39V79H40ZM49 77H50V76H49ZM52 77L54 78L53 75H52ZM108 77H109V76H108ZM111 77H113V76H111ZM149 77H150V76H149ZM160 77H161V76H160ZM225 77H226V75H225ZM227 77H228V76H227ZM232 77H233V76H232ZM232 77H231V78H232ZM239 77H240V76H239ZM0 78H3V77H0ZM8 78H9V77H8ZM24 78H25V77H24ZM35 78H36V77H35ZM37 78H38V77H37ZM56 78H58V77H56ZM87 78H88V77H87ZM136 78H137V77H136ZM164 78H165V77H164ZM217 78H218V77H217ZM217 78H216V79H217ZM220 78H221V77H220ZM228 78H229V77H228ZM235 78H236V77H235ZM235 78H234V79H235ZM243 78H244V77H243ZM250 78H251V77H250ZM16 79H17V78H16ZM21 79H22V78H21ZM41 79H42V78H41ZM43 79H45V78H43ZM51 79H52V78H51ZM59 79H60V78H59ZM99 79H100V77H99ZM104 79H105V78H104ZM141 79H142V78H141ZM162 79H163V76H162ZM226 79H227V78H226ZM244 79H245V78H244ZM4 80H8V79H7V78H4ZM17 80H18V79H17ZM31 80H33V78H32ZM37 80H38V79H37ZM106 80H107V79H106ZM130 80H131V79H130ZM224 80H225V79H224ZM228 80H229V79H228ZM247 80H248V79H247ZM2 81H3V80H2ZM116 81H117V80H116ZM133 81H134V80H133ZM152 81H153V80H152ZM152 81H151V83H152ZM163 81H164V80H163ZM237 81H238V78H237ZM237 81H235V83H236ZM244 81H245V80H244ZM248 81H249V80H248ZM255 81H256V80H255ZM40 82H41V81H40ZM44 82H45V81H44ZM90 82H91V81H90ZM104 82H105V80H104ZM131 82H132V81H131ZM131 82H130L129 84H131ZM222 82H223V81H222ZM230 82H231V81H230ZM241 82H242V80H241ZM246 82H247V81H246ZM246 82H245V83H246ZM251 82H252V81H251ZM251 82H250V83H251ZM0 83H1V82H0ZM11 83H12V82H11ZM11 83H10V84H11ZM153 83H154V82H153ZM153 83H152L151 85H153ZM164 83H165V81H164ZM250 83H249V84H250ZM253 83H254V82H253ZM253 83H252V85H253ZM13 84H14V83H13ZM123 84H124V83H123ZM149 84H150V83H149ZM165 84H166V83H165ZM219 84H220V83H219ZM221 84H222V83H221ZM221 84H220V85H221ZM225 84H226V83H225ZM232 84H233V83H232ZM236 84H237V83H236ZM14 85H15V84H14ZM117 85H119V84H117ZM117 85H116V86H117ZM147 85H148V84H147ZM147 85H146V86H147ZM154 85H155V84H154ZM6 86H8V83H7ZM146 86H145V87H146ZM243 86H244V84H243ZM243 86H242V83H241V87H243ZM248 86H249V85H248ZM248 86H247L245 89H248ZM1 87H2V86H1ZM9 87H12V84H11ZM9 87H8V88H9ZM130 87H131V86H130ZM148 87H149V85H148ZM151 87L154 88L155 90L157 89V88H155V87H153V86H151ZM151 87H150V88H151ZM233 87H235V86L233 85ZM241 87H240V88H241ZM12 88H13V87H12ZM12 88H11V89H12ZM124 88H125V87H124ZM128 88H129V87H128ZM128 88H127V89H128ZM132 88H133V87H132ZM152 88H151V89H152ZM160 88H161V87H159V89H157V90L160 91ZM238 88H239V87H238ZM240 88H239V89H240ZM250 88H251V86H250ZM15 89H16V88H15ZM15 89H14V91H15ZM18 89H19V88H18ZM117 89H118V87H117ZM127 89H125V91H126ZM130 89H131V88H130ZM148 89H149V88H148ZM24 90H27V89H24ZM149 90H150V89H149ZM149 90H148V91H149ZM217 90H218V89H217ZM234 90H235V89H234ZM240 90H241V89H240ZM117 91H118V90H117ZM127 91H129V90H127ZM142 91H143V90H141V92H142ZM144 91H145V88H144ZM150 91L155 92V91H153V90H150ZM231 91H232V90H230V92H231ZM245 91L247 92V90H245ZM250 91L256 93V92H257V89L254 87V91H253L252 89H251ZM9 92H10V90H9ZM12 92H13V91H12ZM12 92H10V93L13 94ZM16 92H17V89H16ZM20 92H21V91H20ZM25 92H26V91H25ZM130 92H131V91H130ZM157 92H158V91H157ZM157 92H156V93H157ZM161 92H162V91H161ZM161 92H159V93L162 94ZM164 92H167V94H168V93L170 94V93H172V90H168V89H167V90L164 91ZM225 92H228V91L225 90ZM236 92H237V90H236ZM243 92H244V90H243ZM248 92H249V91H248ZM121 93H122V92H121ZM137 93H138V92H137ZM238 93H239V92H238ZM249 93H250V92H249ZM2 94H3V93H2ZM7 94H8V93H7ZM19 94H20V93H19ZM24 94H25V93L22 92V95H23V96H24ZM135 94H136V93H135ZM145 94H146V93H145ZM150 94H151V92L149 93V96H150ZM160 94H159V95H160ZM165 94H166V93H165ZM231 94H232V93H231ZM236 94H237V93H236ZM3 95H4V94H3ZM13 95H14V94H13ZM25 95H27V94H25ZM136 95H137V94H136ZM140 95H142V94H140ZM156 95H158V93H157ZM247 95H249V94H247ZM247 95H246V96H247ZM254 95H255V94H254ZM254 95H252V96H254ZM10 96H11V95H10ZM19 96H20V95H19ZM27 96H28V95H27ZM138 96H139V95H138ZM147 96H148V95H147ZM147 96H146V98H148ZM154 96H155V95H154ZM163 96H164V95H163ZM232 96H233V95H232ZM250 96H251V95H250ZM255 96H256V95H255ZM2 97H3V96H2ZM11 97H12V96H11ZM15 97H16V96H15ZM17 97H18V96H17ZM132 97H134V96H132ZM135 97H136V96H135ZM140 97H141V96H140ZM151 97H152V96H151ZM157 97H158V96H157ZM223 97H224V96H223ZM236 97H237V96H236ZM238 97H240V96H238ZM0 98H1V97H0ZM24 98H25V97H24ZM24 98H23V100H24ZM26 98H27V97H26ZM26 98H25V100H26ZM39 98H40V97H39ZM49 98H50V97H49ZM137 98H139V97H137ZM141 98H142V97H141ZM158 98H159V97H158ZM252 98H253V97H252ZM7 99H8V98H7ZM12 99H13V98H12ZM29 99H30V98H29ZM34 99H35V98H34ZM34 99L32 100V102L34 101ZM53 99H54V98H53ZM149 99L152 100V98H149ZM154 99H155V98H154ZM154 99H153V100H154ZM159 99H160V98H159ZM232 99H233V97H232ZM27 100H28V99H27ZM36 100H37V99H36ZM36 100H35V101H36ZM38 100H39V99H38ZM138 100H140V99H138ZM144 100H146L145 97H144ZM153 100H152V101H153ZM239 100H240V99H238V101H239ZM244 100H245V98H244ZM246 100H247V99H246ZM250 100H251V99H250ZM250 100H248V101H250ZM13 101H15V100L13 99ZM13 101H12V105H13ZM28 101H29V100H28ZM40 101H41V100H40ZM40 101H39V102H40ZM146 101H147V100H146ZM146 101H145V103H146ZM154 101H155V100H154ZM165 101H166V99H165ZM232 101H233V100H232ZM240 101H241V100H240ZM248 101H247V103H248ZM4 102H5V101H4ZM16 102H17V101H16ZM29 102H30V101H29ZM141 102H142V101H141ZM148 102H149V101H148ZM241 102H242V101H241ZM241 102H238V103H240V105H241ZM1 103H2V102H1ZM14 103H15V102H14ZM22 103L24 104V102H22ZM30 103H31V102H30ZM34 103H35V102H33V104H34ZM150 103H151V102H150ZM150 103H149V104H150ZM152 103H155V102H152ZM163 103H164V102H163ZM223 103H224V102H223ZM231 103H232V102H231ZM233 103H234V102H233ZM238 103H236V104H238ZM2 104H3V103H2ZM2 104H1V105H2ZM25 104H26V102H25ZM25 104H24V105H25ZM27 104H28V103H27ZM33 104H32V105H33ZM49 104H50V103H49ZM146 104H147V103H146ZM146 104H145V105H146ZM155 104H156V106H157V103H155ZM243 104H244V103H243ZM30 105H31V104H30ZM30 105H29V106H30ZM32 105H31L30 107H32ZM35 105H36V103H35ZM50 105H51V104H50ZM53 105H54V104H53ZM145 105H144V106H145ZM150 105L152 106V104H150ZM238 105H239V104H238ZM245 105H246V103H245ZM245 105H242V106L245 107ZM2 106H3V105H2ZM5 106H6V108H7V105H6V104H5ZM5 106H4L3 108H5ZM17 106H19V105H17ZM21 106H23V105H21ZM153 106H155V105H153ZM156 106H155V107H156ZM161 106H162V105H161ZM165 106H166V105H165ZM233 106H234V105H233ZM242 106H241V108H243ZM11 107L14 108L15 106H11ZM25 107H26V106H25ZM27 107H28V106H27ZM50 107H51V106H50ZM54 107H55V106H54ZM54 107L52 106V109H54ZM127 107H128V106H127ZM132 107H133V106H132ZM235 107H236V105H235ZM239 107H240V106H239ZM1 108H2V107H1ZM13 108H12V109H13ZM16 108H17V107H16ZM19 108L21 109V107H19ZM37 108H38V107H37ZM61 108H62V107H61ZM148 108H150V107L148 106ZM158 108H159V107H158ZM161 108H162V107H161ZM233 108H234V107H233ZM248 108H249V107H248ZM23 109H24V107H23ZM48 109H49V108H48ZM56 109H57V108H55L53 112H56V111H57ZM165 109H167V108L165 107ZM245 109H246V108H245ZM4 110H5V109H4ZM8 110H9V109H7V112H8ZM43 110H44V109H43ZM241 110H242V109H241ZM1 111H2V110H1ZM17 111H18V110H17ZM32 111H33V110H32ZM38 111H39V110H38ZM51 111H52V110H51ZM167 111H168V110H167ZM219 111H220V110H219ZM3 112H4V111H3ZM3 112H1V113H3ZM7 112H6V113H7ZM233 112H234V111H233ZM237 112H238V111H237ZM239 112H240V111H239ZM239 112H238V113H239ZM13 113H16V112L14 111V112H12V114H13ZM59 113H60V112H59ZM221 113H222V112H221ZM132 114H133V113H132ZM134 114H135V113H134ZM137 114H139V113H137ZM143 114H144V113H143ZM3 115H5V114H3ZM7 115H8V113H7ZM15 115H16V114H15ZM17 115H18V112H17ZM26 115H27V114H26ZM53 115H54V114H53ZM55 115H56V114H55ZM147 115H148V114H147ZM170 115H171V114H170ZM9 116H10V115H9ZM11 116H12V115H11ZM29 116H30V115H28V117H29ZM126 116H129V115H126ZM135 116H136V115H135ZM135 116H134V117H135ZM1 117H2V116L0 115V119L3 120V118H1ZM3 117H4V116H3ZM56 117H57V116H56ZM117 117H118V116H117ZM145 117H146V116H145ZM149 117H150V116H149ZM151 117H152V116H151ZM219 117H220V116H219ZM237 117H238V116H237ZM8 118H10V117H8ZM115 118H116V116H115ZM127 118H128V117H127ZM228 118H229V117H228ZM10 119H11V118H10ZM12 119H13V118H12ZM24 119H25V118H24ZM158 119H159V118H158ZM231 119H234V118L231 117ZM253 119H254V118H253ZM27 120H29V119H27ZM32 120H33V118H32ZM52 120H53V119H52ZM151 120H152V119H151ZM154 120H155V119H154ZM167 120H168V119H167ZM229 120H230V119H229ZM261 120H262V119H261ZM21 121H22V120H21ZM55 121H56V120H55ZM111 121H112V120H111ZM126 121H127V120H126ZM128 121H129V120H128ZM3 122H4V120H3ZM104 122H105V121H104ZM108 122H109V121H108ZM124 122H125V121H124ZM223 122H224V121H223ZM139 123H140V122H139ZM144 123H145V122H144ZM172 123H173V122H172ZM215 123H216V122H215ZM128 124H129V123H128ZM169 124H170V123H169ZM255 124H256V123H255ZM260 124H261V123H260ZM35 125H36V124H35ZM56 125H57V123H56ZM111 125H112V122H111ZM215 125H216V124H215ZM229 125H230V124H229ZM105 126H106V125H105ZM128 126H129V125H128ZM128 126L126 125V127H128ZM131 126H132V125H131ZM135 126H136V125H135ZM144 126H145V125H144ZM34 127H35V126H34ZM39 127H41V125H40ZM124 127H125V124H124ZM124 127H123V128H124ZM126 127H125V128H126ZM132 127H133V126H132ZM167 127H168V126H167ZM219 127H220V126H219ZM233 127H234V125H233ZM261 127H262V126H261ZM113 128H114V125H113ZM125 128H124V129H125ZM136 128H137V127H136ZM143 128H144V127H143ZM169 128H170V127H169ZM220 128H221V127H220ZM254 128H255V127H254ZM37 129H38V127H37ZM129 129H130V128H129ZM152 129H153V128H152ZM223 129H224V128H223ZM257 129H258V128H257ZM131 130H132V129H131ZM136 130H137V129H136ZM138 130H139V129H138ZM141 130H142V128H141ZM144 130H145V128H144ZM144 130H143V132H144ZM241 130H242V129H241ZM255 130H256V129H255ZM262 130H264V129H262ZM48 131H49V130H48ZM139 131H140V130H139ZM146 131H147V130H146ZM146 131H145V132H146ZM0 132H1V131H0ZM13 132H14V131H13ZM43 132H44V131H43ZM133 132H134V130H133ZM135 132H136V131H135ZM145 132H144V133H145ZM155 132H156V131H155ZM162 132H163V131H162ZM138 133H139V132H138ZM140 133H141V132H140ZM157 133H159V132H157ZM218 133H219V131H218ZM220 133H221V132H220ZM223 133H224V132H223ZM1 134H2V133H1ZM5 134H7V133H5ZM38 134H39V133H38ZM41 134H42V133H41ZM88 134H89V132H88ZM145 134H146V133H145ZM145 134H144V135H145ZM149 134H150V132H149ZM92 135H93V134H92ZM92 135H91V136H92ZM95 135H96V134H95ZM106 135H107V134H106ZM131 135H134V134H131ZM152 135L154 136L153 133H152ZM23 136H24V135H23ZM44 136H46V135H44ZM56 136H57V135H56ZM60 136H61V135H60ZM64 136H65V135H64ZM114 136H115V135H114ZM135 136H136V135H135ZM142 136H143V135H142ZM147 136H148V134H147ZM185 136H186V135H185ZM237 136H238V135H237ZM250 136H251V135H250ZM94 137H95V136H94ZM137 137H138V136H137ZM150 137H151V136H150ZM150 137H149V139H151ZM8 138H9V137H8ZM8 138H7V139H8ZM22 138H23V137H22ZM40 138H41V137H40ZM51 138H52V137H51ZM68 138H69V137H68ZM72 138H73V137H72ZM96 138H97V136H96ZM96 138H95V139H96ZM130 138H131V137H130ZM130 138H129V139H130ZM145 138H146V137H145ZM154 138H156V137H154ZM186 138H187V137H186ZM220 138H221V137H220ZM237 138H238V137H237ZM242 138H244V136H243ZM246 138H247V137H246ZM253 138H254V137H253ZM5 139H6V138H5ZM41 139H42V138H41ZM57 139H58V138H57ZM100 139H101V138H100ZM114 139H115V137H114ZM140 139H141V138H140ZM184 139H185V138H184ZM232 139H233V138H232ZM234 139H235V137H234ZM37 140H38V139H37ZM44 140H46V139H44ZM44 140H43V141H44ZM52 140H53V139H52ZM105 140H106V139H105ZM121 140H122V139H121ZM143 140H144V139H143ZM147 140H148V139H147ZM147 140H145V142H146ZM1 141H3V140H0V143H2ZM11 141H12V140H11ZM74 141H75V140H74ZM111 141H113V140H111ZM123 141H124V140H123ZM174 141H175V140H174ZM176 141H177V140H176ZM237 141H238V140H236V142H237ZM242 141H243V140H242ZM242 141H241V143H242ZM12 142H13V141H12ZM48 142H49V141H48ZM60 142H61V141H60ZM99 142H102V141H99ZM116 142H117V141H116ZM125 142H126V141H125ZM152 142H153V141H152ZM160 142H161V141H160ZM162 142H163V141H162ZM162 142H161V143H162ZM171 142H172V141H171ZM185 142H186V141H185ZM233 142H234V140H233ZM238 142H239V141H238ZM247 142H248V141H247ZM251 142H252V141H251ZM14 143L16 144V142H14ZM14 143H9V144L11 145V144H14ZM18 143H19V142H18ZM54 143H55V142H54ZM54 143H53V145H54ZM61 143H62V142H61ZM72 143H73V142H72ZM90 143H91V142H89V144H90ZM134 143H135V142H134ZM147 143H149V141H148ZM154 143H155V142H153V145H154ZM191 143H192V142H191ZM5 144H7L6 141H5ZM15 144H14V145H15ZM26 144H27V143H26ZM98 144H99V143H98ZM98 144H97V145H98ZM111 144H112V143H111ZM167 144H168V143H167ZM193 144H194V143H193ZM237 144H239V143H237ZM243 144H244V143H243ZM245 144H246V141H245ZM249 144H250V143H249ZM260 144H261V143H260ZM38 145H39V143H38ZM100 145L102 146V143H101ZM145 145H146V144H145ZM147 145H148V144H147ZM159 145H160V144H159ZM161 145H163V144H161ZM169 145H170V144H169ZM185 145H186V144H185ZM195 145H197V144H195ZM3 146H4V145H3ZM3 146H2L1 148H3ZM15 146H16V145H15ZM104 146H105V144H104ZM113 146H114V145H113ZM156 146H157V144L155 145V147H156ZM165 146H166V144H165ZM167 146H168V145H167ZM189 146H190V145H189ZM192 146H193V145H192ZM19 147H20V146H19ZM19 147H18V148H19ZM21 147H22V146H21ZM21 147H20V148H21ZM51 147H52V146H51ZM59 147H60V146H59ZM116 147H117V146H116ZM171 147H172V146H171ZM173 147H174V146H173ZM206 147H207V146H206ZM245 147H246V146H245ZM248 147H250V146L248 145ZM1 148H0V149H1ZM9 148H12V145H11V147H9ZM15 148H17V147H15ZM15 148H14V150H16ZM103 148H104V147H103ZM117 148H118V147H117ZM157 148H158V147H157ZM169 148H170V147H169ZM186 148H187V147H186ZM188 148H189V147H188ZM204 148H205V147H204ZM3 149H5V148H3ZM82 149H83V148H82ZM91 149H92V148H91ZM91 149H90V150H91ZM99 149H100V148H99ZM119 149H120V148H119ZM119 149H117V150H119ZM128 149H129V148H128ZM140 149H141V148H140ZM152 149H154V148H152ZM158 149H159V148H158ZM170 149H171V148H170ZM170 149H168V151H170ZM190 149H192V148L190 147ZM249 149H250V148H249ZM263 149H264V148H263ZM19 150H20V149H19ZM19 150H18V151H19ZM58 150H59V149H58ZM80 150H81V149H80ZM123 150H124V149H123ZM133 150H134V149H133ZM135 150H136V149H135ZM142 150H143V149H142ZM174 150H175V149H174ZM176 150H177V149H176ZM176 150H175V151H176ZM181 150H182V149H181ZM187 150H188V149H187ZM187 150H186V151H187ZM194 150H195V149H194ZM207 150H208V149H207ZM207 150H206V151H207ZM3 151H4V150H3ZM3 151H1V152H3ZM88 151H89V150H88ZM98 151H99V150H98ZM110 151H111V150H110ZM144 151H145V150H144ZM150 151H151V150H150ZM157 151H159V150H157ZM157 151H156V152H157ZM161 151H162V153H163V150H161ZM164 151H166V150H164ZM171 151H172V152H175V151H173V150H171ZM189 151H190V150H189ZM192 151H193V150H192ZM192 151H191V154H192ZM209 151H210V150H209ZM1 152H0V154H1ZM104 152H105V151H104ZM107 152H108V151H107ZM114 152H115V151H114ZM123 152H124V151H123ZM129 152H130V151H129ZM137 152H139V151L137 150ZM200 152H201V150H200ZM202 152L205 154L204 151H202ZM207 152H208V151H207ZM253 152H254V151H253ZM263 152H264V150H263ZM4 153H5V152H4ZM15 153H16V152H15ZM17 153H18V152H17ZM24 153H25V152H24ZM61 153H62V152H61ZM63 153H64V152H63ZM63 153H62V154H63ZM65 153H66V152H65ZM92 153H93V152H92ZM94 153H95V152H94ZM96 153H97V152H96ZM96 153H95V154H96ZM120 153H121V152H120ZM124 153H125V152H124ZM134 153H135V151H134ZM175 153H176V152H175ZM175 153H173V154H175ZM180 153H183V151L180 152ZM185 153H186V152H185ZM185 153H183V154H185ZM196 153H197V152H196ZM203 153H202V155H203ZM210 153H212V152H210ZM210 153H209V154H210ZM221 153H222V152H221ZM258 153H259V152H258ZM258 153H257V154H258ZM35 154H36V153H35ZM85 154H86V153H85ZM102 154H103V152H102ZM116 154H118V153H116ZM131 154H132V152H131ZM137 154H138V153H137ZM164 154H165V153H164ZM207 154H208V153H207ZM215 154H216V152H215ZM217 154H218V153H217ZM219 154H220V153H219ZM223 154H224V153H223ZM223 154H221V155H223ZM244 154H245V153H244ZM262 154H263V153H262ZM22 155H23V152H22ZM22 155H20V156H16V157L18 158V157H21ZM90 155H91V154H90ZM97 155H99V154L97 153ZM114 155H115V154H114ZM124 155H125V154H124ZM126 155H127V154H126ZM135 155H136V154H135ZM161 155H163V154H161ZM165 155H166V154H165ZM169 155H170V154H169ZM171 155H172V154H171ZM193 155H194V154H193ZM193 155H192V156H193ZM210 155H211V154H210ZM225 155H226V154H225ZM225 155H223V156H225ZM251 155H252V154H251ZM6 156H7V155H5V157H6ZM12 156H13V155H12ZM12 156H9V157H12ZM72 156H73V155H72ZM99 156H100V155H99ZM99 156H98V157H99ZM127 156L130 157L131 155H130V156L127 155ZM159 156H160V155H159ZM179 156H180V154H179ZM182 156H183V155H182ZM182 156H181V157H182ZM197 156H198V154H197ZM203 156H204V155H203ZM262 156H263V155H262ZM16 157H15V158H16ZM26 157H27V156H26ZM56 157H57V156H56ZM64 157H65V156H64ZM87 157H88V153H87ZM87 157H86V158H87ZM91 157H92V155H91ZM93 157H94V156H93ZM100 157H101V156H100ZM104 157H105V156H104ZM104 157H103V158H104ZM118 157H119V156H118ZM120 157H121V156H120ZM120 157H119V158H120ZM144 157H145V156H144ZM188 157H189V156H188ZM200 157H201V156H200ZM209 157H210V156H209ZM212 157H213V156H212ZM218 157H219V156H218ZM225 157H226V156H225ZM17 158L14 159V157H13V159H14L15 161L18 162L19 159H17ZM89 158H90V157H89ZM89 158H88V160H89ZM114 158H115V157H114ZM153 158H154V157H153ZM157 158H158V157H157ZM163 158H164V157H163ZM163 158H162V159H163ZM184 158H185V157H184ZM194 158L197 159L198 157H194ZM205 158L207 159V156H206ZM10 159H11V158H10ZM10 159H8V160L11 161ZM20 159H21V158H20ZM22 159L24 160L23 156H22ZM27 159H30V158H27ZM27 159H26V160H27ZM33 159H34V158H33ZM64 159H65V158H64ZM91 159H92V158H91ZM91 159H90V160H91ZM108 159H109V158H108ZM141 159H142V158H141ZM162 159H161V160H162ZM167 159H168V158H167ZM173 159H174V156H173L172 160H173ZM179 159H180V157H179ZM203 159H204V158H203ZM208 159H209V158H208ZM208 159H207V160H208ZM223 159H224V158H223ZM229 159H231V158H229ZM6 160H7V159H6ZM8 160H7V161H8ZM26 160H24V165H25V161H26ZM83 160H84V159H83ZM105 160H106V158H105ZM112 160H113V159L110 160V162H111L110 164H112ZM114 160H115V159H114ZM120 160H121V159H120ZM122 160H123V159H122ZM159 160H160V159H159ZM164 160H166V158H165ZM170 160H171V159H170ZM176 160H177V159H175V161H176ZM186 160H187V159H186ZM198 160H199V158H198ZM7 161H6V162H7ZM20 161H21V162H19V163L23 164V163H22L23 161H22V160H20ZM108 161H109V160H108ZM116 161H117V160H116ZM124 161H125V160H124ZM146 161H147V160H146ZM162 161H163V160H162ZM168 161H169V160H168ZM177 161H178V160H177ZM190 161H192V159H191ZM196 161H197V160H196ZM199 161H200V160H199ZM199 161H197L196 163H198ZM204 161H205V159H204ZM209 161H211V160H209ZM215 161H216V158H215ZM218 161H219V159H218ZM223 161H224V160H222V162H223ZM227 161H228V160H227ZM233 161H234V160H233ZM27 162H28V160H27ZM58 162H59V161H58ZM64 162H65V161H64ZM79 162H80V161H79ZM102 162H104V161H102ZM113 162H115V161H113ZM119 162H120V161H118V163H119ZM131 162H133V161H131ZM169 162H170V161H169ZM171 162H174V161H171ZM12 163H13V162H12ZM28 163H29V162H28ZM34 163H35V160H34ZM100 163H101V162H100ZM100 163H99V164H100ZM105 163H106V162H105ZM108 163H109V162H108ZM115 163H117V162H115ZM121 163H122V162H121ZM121 163H119V164L121 165ZM124 163H126V162H124ZM124 163H123V164H124ZM134 163H135V162H134ZM150 163H151V162H150ZM175 163H177V162H175ZM185 163H186V162H185ZM190 163H191V162H190ZM201 163H202V162H201ZM210 163H211V162H210ZM217 163H218V162H217ZM219 163H220V162H219ZM233 163H235V162H233ZM238 163H239V162H238ZM30 164H32V161H31ZM130 164H131V163H130ZM162 164H163V163H162ZM178 164H179V163H178ZM187 164H189V162H188ZM192 164H193V163H192ZM212 164H213V163H212ZM212 164H211V166H212ZM230 164H231V163H230ZM27 165H29V164H27ZM36 165H38V163H37ZM36 165H35V166H36ZM62 165H63V164H62ZM103 165H104V164H103ZM115 165H117V164H115ZM132 165H134V164L132 163ZM132 165H131V166H132ZM135 165H136V164H135ZM185 165H186V164H185ZM193 165H194V164H193ZM63 166H64V165H63ZM104 166H105V165H104ZM127 166H128V165H127ZM129 166H130V165H129ZM137 166H139V165L137 164ZM168 166H169V165H168ZM171 166H173V165H171ZM187 166H188V165H187ZM225 166H227V165H225ZM19 167H20V166H19ZM23 167H24V166H23ZM25 167H26V166H25ZM36 167H38V166H36ZM41 167H42V165H41ZM48 167H49V166H48ZM88 167H89V166H88ZM97 167H98V166H97ZM100 167H101V165H100ZM100 167H98L97 170H99ZM110 167H111V166H110ZM110 167H108V168H110ZM113 167H114V166H112V168H113ZM150 167H151V166H150ZM174 167H175V166H174ZM193 167H194V166H193ZM213 167H214V166H213ZM228 167H229V166H228ZM228 167H227V169H228ZM232 167H233V166H232ZM4 168H6V167H4ZM21 168H22V167H21ZM21 168H19V169H21ZM101 168H102V167H101ZM126 168H127V167H126ZM135 168H136V167H135ZM142 168H143V166H142ZM142 168H139V169H142ZM191 168H192V167H191ZM204 168H207V167H204ZM220 168H221V167H220ZM236 168H237V167H236ZM0 169H2V168L0 167ZM106 169H107V166H106ZM124 169H125V168H124ZM127 169H128V168H127ZM129 169H130V167H129ZM131 169H132V168H131ZM185 169H186V168H185ZM189 169H190V168H189ZM198 169H199V168H198ZM210 169H211V167H210ZM214 169H215V168H214ZM214 169H213V170H214ZM222 169H224V168H222ZM232 169H233V168H232ZM3 170H4V169H3ZM3 170H2V171H3ZM7 170H8V169H7ZM26 170H27V169H26ZM58 170H59V169H58ZM108 170H109V169H108ZM112 170H114V169H112ZM134 170H136V172H137V168L134 169ZM204 170H205V169H204ZM233 170H235V168H234ZM4 171H6V169H5ZM11 171H12V170H11ZM13 171H14V169H13ZM13 171H12V172H13ZM72 171H73V170H72ZM102 171H103V170H102ZM104 171H105V170H104ZM114 171H115V170H114ZM118 171H119V170H118ZM124 171H125V170H124ZM130 171H131V170H130ZM130 171H129V172H130ZM139 171H142V170H138V172H139ZM143 171H144V170H143ZM149 171H150V170H149ZM166 171H167V170H166ZM201 171H203V170H201ZM220 171H221V170H220ZM220 171H219V172H220ZM224 171H225V170H224ZM224 171H222V172H224ZM226 171H227V170H226ZM9 172H10V171H9ZM12 172H11V173H12ZM16 172H17V171H16ZM23 172H24V170H23ZM23 172H21V173H23ZM106 172H107V171H106ZM106 172H105V173H106ZM108 172H109V171H108ZM125 172H126V171H125ZM155 172H156V171H155ZM167 172H168V171H167ZM167 172H166V173H167ZM205 172H206V171H204V173H205ZM238 172H240V171H238ZM244 172H245V171H244ZM258 172H259V171H258ZM258 172H257V173H258ZM21 173H19V174H21ZM24 173H26V172H24ZM121 173H122V172H121ZM132 173H134V172H132ZM143 173H144V172H143ZM143 173H141V174H143ZM149 173H150V172H149ZM163 173H164V172H163ZM201 173H203V172H201ZM217 173H218V172L216 171V174H217ZM220 173H221V172H220ZM220 173H219V174H220ZM224 173H225V172H224ZM224 173H222V174H224ZM226 173H228V172H226ZM226 173H225V174H226ZM231 173H232V172H231ZM234 173H235V172H234ZM236 173H237V172H236ZM1 174H2V173H1ZM9 174H10V173H9ZM16 174H17V173H16ZM16 174H15V175H16ZM26 174H27V173H26ZM69 174H70V173H69ZM111 174H112V173H111ZM117 174H118V173H117ZM119 174H120V173H119ZM123 174H124V173H123ZM159 174H161V173H159ZM159 174H156V175H159ZM206 174H207V173H206ZM206 174H205V175H206ZM222 174H221V175H222ZM225 174H224V175H225ZM243 174H244V173H243ZM10 175H11V174H10ZM64 175H65V174H64ZM73 175H75V174H73ZM97 175H98V174H97ZM109 175H110V174H109ZM121 175H122V174H121ZM144 175H145V174H144ZM228 175H229V174H228ZM241 175H242V174H241ZM251 175H254V179L256 180V183H257V184H258V183L260 184V182H261V179L259 178L260 175L257 176V174H255V173H254V174H251ZM261 175H262V174H261ZM3 176H4V174H3ZM17 176H18V175H17ZM24 176H25V175H24ZM31 176H32V175H31ZM41 176H42V175H41ZM43 176H44V175H43ZM106 176H107V175H106ZM110 176H111V175H110ZM110 176H109V177H110ZM171 176H172V175H171ZM6 177H7V176H6ZM6 177H5V178H6ZM20 177H21V176H20ZM102 177H103V176H102ZM102 177H101V178H102ZM107 177H108V176H107ZM116 177H118V176H116ZM123 177H124V176H123ZM151 177H152V176H151ZM173 177H174V176H173ZM210 177H211V176H210ZM212 177H214V176H212ZM215 177H218V176H215ZM215 177H214V179H215ZM225 177H227V176L225 175ZM29 178H30V177H29ZM67 178H68V177H67ZM139 178H141V177H139ZM145 178H146V177H145ZM158 178H159V177H158ZM205 178H206V177H205ZM221 178H222V177H221ZM223 178H224V176H223ZM223 178H222V180H223ZM230 178H231V177H230ZM237 178H238V177H237ZM25 179H28V178H25ZM37 179H38V178H37ZM37 179H36V180H37ZM40 179H42V178H40ZM44 179H45V178H44ZM119 179H122V177H120ZM134 179L136 180V176L134 177ZM156 179H157V178H156ZM168 179H170V178H168ZM227 179H228V177H227ZM248 179H251V178L248 177ZM1 180H2V179H1ZM4 180H5V179H4ZM28 180L31 182L30 179H28ZM28 180H27V181H28ZM101 180H103V178H102ZM106 180H107V179H106ZM122 180H123V179H122ZM222 180H221V181H222ZM5 181H6V180H5ZM13 181H14V180H13ZM38 181H39V179H38ZM38 181H36V182H38ZM109 181H110V180H109ZM111 181H113V180H111ZM114 181H115V180H114ZM124 181H125V180H124ZM168 181H169V180H168ZM177 181H178V180H177ZM210 181H211V180H210ZM221 181H220V182H221ZM3 182H4V181H3ZM11 182H12V180H11ZM11 182H10V185H11ZM36 182H35V184H36ZM41 182H42V181H41ZM41 182H40V184L42 185ZM105 182H106V181H105ZM107 182H108V181H107ZM121 182H122V181H121ZM126 182H127V181H126ZM132 182H133V181H132ZM132 182H130L131 185L133 184ZM163 182H164V181H163ZM165 182H166V181H165ZM175 182H176V181H174V184H175ZM178 182H180V181H178ZM188 182H189V181H188ZM208 182H209V181H208ZM215 182H216V180H215ZM222 182H223V181H222ZM224 182L227 183V181H224ZM224 182H223V185H222L223 187H224ZM230 182H231V181H230ZM242 182H243V181H242ZM6 183H8V182H6ZM12 183H15V182H12ZM66 183H67V182H66ZM103 183H104V182H103ZM116 183H118V182H115V183L113 184V186H114ZM128 183H129V182H128ZM144 183H145V182H144ZM218 183H219V181H218ZM247 183H248V182H247ZM247 183H246V184H247ZM2 184H3V183H2ZM4 184H5V183H4ZM38 184H39V183H38ZM45 184H46V183H45ZM106 184H107V183H106ZM108 184H109V183H108ZM156 184H157V183H156ZM163 184H164V183H163ZM163 184H162V185H163ZM171 184H173V183H171ZM177 184L179 185V183H177ZM183 184H184V183L182 182V185H183ZM185 184H186V183H185ZM189 184H190V183H189ZM191 184H192V182H191ZM193 184H196V183L193 182ZM208 184H209V183H208ZM210 184H211V182H210ZM212 184H213V183H212ZM229 184H230V183H229ZM239 184H240V182H239ZM242 184H243V183H242ZM263 184H264V183H263ZM5 185H6V184H5ZM41 185H40V186H41ZM46 185H47V184H46ZM48 185H49V184H48ZM48 185H47V186H48ZM101 185H102V184H101ZM119 185H120V181H119ZM124 185H125V184H124ZM127 185H128V184H127ZM129 185H130V184H129ZM144 185H145V184H144ZM153 185H154V184H153ZM157 185H158V184H157ZM198 185H199V184H198ZM226 185H227V184H226ZM243 185H245V183H244ZM248 185H249V184H248ZM248 185H247V186H248ZM253 185H254V184H253ZM260 185H261V184H260ZM0 186H1V183H0ZM31 186H32V185H31ZM102 186L105 187L104 185H102ZM111 186H112V185H111ZM111 186H110V187H111ZM121 186H122V185H121ZM135 186H136V185H135ZM158 186H159V185H158ZM167 186H168V185H167ZM180 186H181V185H180ZM199 186H201V185H199ZM209 186H210V185H209ZM222 186H221V187H222ZM240 186H242V185L240 184ZM10 187H11V186H10ZM17 187L21 188V189L24 191V192H21V194H22V193H25L24 195H25V196L27 195V196L29 197V199H30L29 201H30L31 203H33V201H34V203H35V202L38 200V199H37V200L35 201V199H36L35 197L41 196L42 198L44 197V198H43V199H44L43 201H45L44 203H46V206H48V207H49L50 209H52L54 212L56 211V213L60 212V213L65 214V212H64V211H65V208H64V207H61V204H59V203H60V200L58 199L59 197L57 198V195H58V194L56 193V194H57L56 196H55V195H52V194H47V192H48L47 190H48L50 187H49L48 189H45V188H47V187H45V188H42V187H41V189H37V190L35 189V190H33V189L29 188L30 186L28 187V186H27V183L24 182V181L20 182L19 185H18ZM17 187H15V189H16ZM38 187H39V185H38ZM52 187H53V186H52ZM54 187H55V185H54ZM110 187H109V188H110ZM116 187H118V186H116ZM145 187H146V186H145ZM151 187H152V186H151ZM151 187H150V188H151ZM154 187H155V186H154ZM154 187H153V189H155ZM188 187H189V186H188ZM202 187H204V186H202ZM226 187L229 188L228 185H227ZM242 187H243V186H242ZM244 187L246 188V186H244ZM259 187H260V186H257L258 189H259ZM12 188H13V187H12ZM12 188H11V189H12ZM33 188H35V187H33ZM36 188H37V187H36ZM124 188H125V187H124ZM139 188H140V187H139ZM161 188H162V187H161ZM171 188H173V187H171ZM175 188H176V187H175ZM206 188H207V190L209 189L208 187H206ZM211 188H212V186H211ZM224 188H225V187H224ZM247 188H248V187H247ZM247 188H246V189H247ZM252 188H253V187H251V189H252ZM257 188H256V190H257ZM4 189H5V188H4ZM9 189H10V188H9ZM9 189H8L7 191H0V201L3 200V199H10V198H11V199H14V200H17V198H16V197H17V193H16V195H15V194L12 195ZM54 189H55V188H54ZM101 189H102V188H101ZM111 189L113 190L114 188H111ZM128 189H129V186H128ZM142 189H144V188H140V190H142ZM148 189H149V188H148ZM157 189H158V187H157ZM164 189H165V188H164ZM176 189H177V188H176ZM213 189H214V188H213ZM246 189H245V190H246ZM253 189H254V188H253ZM253 189H252V190H248L245 194L242 193L243 191L240 192V194L242 193V194L244 195V198H245V201H246V204L243 205V206L245 207V210H244V211H247V212H254V211H255V212H258V211L260 210V204H261V200H262L263 197L261 198V195L259 196V194H258V191H259L260 189H259L258 191H254ZM1 190H2V189H1ZM50 190H52V188H50ZM105 190H106V188H105ZM105 190H104V188H103V191H105ZM116 190H117V188H116ZM134 190H135V189H134ZM145 190L147 191V189H145ZM145 190H144V191H145ZM151 190H152V189H151ZM223 190H224V189L222 188V190H220V191H223ZM225 190H226V189H225ZM236 190H237V189H236ZM243 190H244V189H243ZM261 190H263V188H262ZM11 191H12V190H11ZM15 191H16V190H15ZM15 191H14V193H15ZM55 191H56V190H55ZM96 191H97V190H96ZM101 191H102V190H101ZM132 191H133V188H132ZM135 191L137 192V189H136ZM135 191H134V193H135ZM138 191H139V190H138ZM148 191H149V190H148ZM153 191H154V190H153ZM155 191H156V192H153V193H154V196H156L155 193H158L157 191H159V190H156V189H155ZM164 191H165V190H164ZM166 191H167V190H166ZM184 191H185V190H184ZM212 191H213V190H212ZM227 191H228V190H227ZM232 191H233V188H232ZM17 192H18V189H17ZM19 192H20V191H19ZM19 192H18V193H19ZM51 192H52V191H51ZM53 192H54V191H53ZM53 192H52V193H53ZM56 192H57V191H56ZM110 192H111V191H110ZM120 192H121V191H119V193H120ZM128 192H130V191H128ZM142 192H143V191H142ZM149 192H150V191H149ZM151 192H152V191H151ZM159 192H160V191H159ZM175 192H176V191H175ZM175 192H174V193H175ZM12 193H13V192H12ZM48 193H49V192H48ZM58 193H59V192H58ZM92 193H93V192H92ZM122 193H123V192H122ZM126 193H127V192H126ZM126 193H125V194H126ZM139 193L143 195L145 192H144V193H141V191H140ZM184 193H185V192H184ZM186 193H187V192H186ZM200 193H201V192H200ZM232 193H233V192H232ZM235 193H236V192H235ZM54 194H55V193H54ZM73 194H74V193H73ZM75 194H76V193H75ZM112 194H113V193H112ZM130 194H131V193H130ZM140 194H138V195H140ZM150 194H151V193H150ZM158 194H159V193H158ZM181 194H182V193H181ZM226 194H227V193H226ZM226 194H225V195H226ZM228 194H229V193H228ZM240 194H238V195H240ZM71 195H72V194H71ZM102 195H103V193H102ZM105 195H106V194H105ZM105 195H103V196H105ZM127 195H129V194H127ZM134 195H135V194H134ZM152 195H153V194H152ZM159 195L161 196L162 194L160 193ZM163 195H164V193H163ZM163 195H162V196H163ZM168 195H169V194H168ZM221 195L223 196V193H222V192H221ZM230 195H232V194H230ZM18 196H20V195H18ZM27 196H26V197H27ZM61 196H62V195H61ZM95 196H96V195H95ZM106 196H107V198H109L108 195H106ZM113 196H114V194H113ZM144 196H146V195L144 194ZM144 196H143V198H145ZM160 196H159V197H160ZM192 196H193V195H192ZM195 196H196V195H195ZM262 196H263V194H262ZM64 197H65V196H64ZM89 197H90V196H89ZM98 197H100V195H99ZM98 197H96V198H98ZM128 197H129V196H128ZM128 197H127V198H128ZM140 197H141V196H140ZM150 197H151V196H150ZM159 197H158V198H159ZM164 197H165V196H164ZM176 197H177V196H176ZM223 197H224V196H223ZM223 197H222V198H223ZM228 197H229V195H228ZM228 197H227V199H228ZM239 197H240V196H239ZM242 197H243V196H242ZM20 198H21V197H20ZM20 198H19V199H20ZM102 198H105V197H102ZM113 198H114V197H113ZM115 198H116V197H115ZM124 198H126V197H124ZM124 198H122V201H123ZM134 198H135V196H134ZM155 198H156V197H155ZM178 198H179V197H178ZM192 198H193V197H192ZM195 198H196V197H195ZM198 198H199V196H198ZM198 198H196V199H198ZM231 198H232V197H231ZM231 198H230V199H231ZM19 199H18V200H19ZM63 199H64V198H63ZM63 199H61V200L63 201ZM119 199H120V198H119ZM132 199H133V198H132ZM132 199H131V200H132ZM149 199H150V198H149ZM151 199H153V198H151ZM151 199H150V200H151ZM164 199H166V198H164ZM170 199H171V198H170ZM193 199H194V198H193ZM193 199H192V201L194 202ZM225 199H226V198H225ZM230 199H229V200H230ZM18 200H17V201H18ZM21 200H22V199H21ZM21 200H20V201H21ZM24 200H25V198H24L22 201H24ZM65 200H66V199H65ZM90 200H91V199H90ZM110 200H111V199H110ZM117 200H118V199H117ZM117 200H116V201H117ZM126 200H127V199H126ZM129 200H130V198H129ZM145 200H146V199H145ZM147 200H148V199H147ZM153 200H154V199H153ZM156 200H157V198H156ZM160 200H161V199H159V201H160ZM166 200H167V199H166ZM166 200H165V201H166ZM182 200H183V199H182ZM232 200H233V199H232ZM4 201H5V200H4ZM9 201H10V200H9ZM43 201H42V202H43ZM69 201H70V200H69ZM71 201H72V200H71ZM98 201H99V200H98ZM100 201H104V199H103V200H100ZM105 201H106V200H105ZM107 201H108V200H107ZM107 201H106V202H107ZM132 201H133V200H132ZM134 201H135V199H134ZM148 201H149V200H148ZM163 201H164V200H163ZM177 201H178V200H177ZM179 201H180V200H179ZM192 201H191V203H192ZM198 201H199V200H198ZM233 201H234V200H233ZM11 202H12V201H11ZM14 202H15V201H14ZM14 202H12V203H14ZM18 202H19V201H18ZM37 202H38V201H37ZM64 202H65V201H64ZM124 202H125V201H124ZM143 202H144V201H143ZM143 202H142V203H143ZM173 202H174V201H173ZM175 202H176V201H175ZM181 202H182V201H181ZM200 202H201V201H200ZM225 202H226V201H225ZM231 202H232V201H231ZM239 202H240V201H239ZM242 202H244V201H242ZM262 202H263V201H262ZM5 203H7V202L5 201ZM9 203H10V202H8V204H9ZM20 203H21V202H20ZM68 203H69V202H68ZM89 203H90V202H89ZM89 203H88V205H89ZM102 203H103V202H102ZM102 203H101V204H102ZM114 203H115V201H114ZM118 203H119V202H118ZM118 203L116 202V204H118ZM134 203H136V202H134ZM134 203H132V204H134ZM179 203H180V202H179ZM184 203H185V202H184ZM191 203H189L188 205H190ZM197 203H198V202H197ZM197 203H195L196 206L199 205V204H197ZM228 203H229V202H228ZM234 203H237V202L234 201ZM234 203H233V204H234ZM15 204H17V203H14V205H15ZM22 204H23V203H22ZM27 204L29 205V203H27ZM41 204H42V203H41ZM64 204H65V203H64ZM70 204H71V202H70ZM91 204H92V203H91ZM103 204H104V203H103ZM106 204L109 205V204H111V203H109V204L106 203ZM130 204H131V203H130ZM140 204H141V203H140ZM140 204H139V205H140ZM145 204H146V203H144V206L147 205V204H146V205H145ZM169 204L172 205V203H169ZM180 204H181V203H180ZM192 204H193V203H192ZM195 204H194V205H195ZM222 204H223V203H222ZM243 204H244V203H243ZM2 205H3V201H2ZM10 205H12V204L10 203ZM17 205H18V206H16V208H15V211H16V212H17V210H18V211H19V210H22L21 207L19 206V204H17ZM32 205H34V204H32ZM35 205H37V204H35ZM42 205H43V204H42ZM67 205H68V204H67ZM93 205H94V204H93ZM114 205H115V204L110 205V206H114ZM119 205H120V203H119ZM119 205H117V206L119 207ZM128 205H129V204H128ZM135 205H136V204H135ZM135 205H134V206H135ZM139 205H138V206H139ZM151 205H152V204H151ZM151 205H150V206H151ZM154 205H156V204L154 203ZM157 205H158V204H157ZM174 205H175V203H174ZM182 205H183V203H182ZM194 205H193V206H194ZM200 205H201V204H200ZM203 205H204V203H203ZM203 205H202V206H203ZM226 205H227V204H226ZM237 205H239V204H237ZM237 205L235 206V204H234V207H236V209L239 207V206H237ZM7 206H8V205H7ZM12 206H13V205H12ZM37 206H38V205H37ZM63 206H64V205H63ZM65 206H66V205H65ZM68 206H69V205H68ZM94 206H95V205H94ZM104 206H105V205H104ZM124 206L127 207L126 204L123 205V209H125V211H126V208H124ZM150 206H149V207H150ZM196 206H195V207H196ZM202 206H201V207H202ZM205 206H206V203H205ZM223 206H225V205H223ZM229 206H231V205L229 204ZM263 206H264V205H263ZM0 207H1V206H0ZM9 207H10V206H9ZM18 207H19L20 209H18ZM24 207H25V206H24ZM24 207H23V208H24ZM66 207H67V206H66ZM72 207H73V206H72ZM85 207H87V206H85ZM108 207H109V206H108ZM114 207H115V206H114ZM121 207H122V206H121ZM129 207H130V206H129ZM142 207H143V206H142ZM149 207H148V209H149ZM156 207H157V206H156ZM156 207H155L154 209H156ZM159 207H160V206H159ZM186 207H187V206H186ZM186 207H185V209H186ZM188 207H189V206H188ZM188 207H187V208H188ZM190 207H191V206H190ZM201 207H199V208H201ZM221 207H222V206H221ZM226 207H227V206H226ZM244 207L241 206V208H244ZM32 208H33V210H34V207H33V206H32ZM32 208H31V210H32ZM36 208H38V207H36ZM74 208H75V207H74ZM105 208H106V207H105ZM130 208H131V207H130ZM138 208H139V207H138ZM138 208H137V209H138ZM140 208H141V206H140ZM146 208H147V207H146ZM146 208L144 209V211L146 210ZM152 208H153V207H152ZM157 208H158V207H157ZM164 208H165V207H164ZM164 208H163V210H164ZM173 208H174V207H173ZM173 208H172V209H173ZM179 208H180V207H179ZM183 208H184V205H183ZM197 208H198V207H197ZM203 208H204V207H203ZM231 208H232V207H231ZM231 208H230V209H231ZM1 209H2V208H1ZM1 209H0V210H1ZM25 209H26V208H25ZM27 209H28V208H27ZM66 209H68V208H66ZM69 209H70V207H69ZM99 209H100V207H99ZM99 209H97V210H99ZM118 209H119V208H118ZM133 209H134V208H133ZM148 209H147V210H148ZM154 209H153V210H154ZM158 209H159V208H158ZM158 209H157V210H158ZM160 209H162V208L160 207ZM172 209H171V211H172ZM188 209H189V208H188ZM194 209H195V208H194ZM194 209H193V210H194ZM236 209H235V210H236ZM6 210H7V209H6ZM9 210H10V209H9ZM12 210H14V209H12ZM95 210H96V209H95ZM102 210H103V209H102ZM108 210H109V208H108ZM120 210H121V209H120ZM120 210H119V211H120ZM151 210H152V209H151ZM153 210H152V211H153ZM163 210H162V211H163ZM167 210H169V206H168V209H167ZM181 210H182V209H181ZM181 210H180V212H181ZM189 210H190V209H189ZM191 210H192V207H191ZM196 210H197V209H196ZM198 210H199V209H198ZM200 210H201V209H200ZM205 210H206V208H205ZM235 210H231V211H235ZM238 210H239V209H238ZM241 210H242V209H241ZM2 211H3V210H2ZM7 211H8V210H7ZM48 211H49V210H48ZM87 211H89V209H88ZM104 211H105V210H104ZM141 211H142V210H141ZM141 211L139 210L138 213H140ZM144 211H143V212H144ZM149 211H150V210H149ZM149 211H148V212H149ZM158 211H159V210H158ZM169 211H170V210H169ZM203 211H204V210H203ZM209 211H210V210H209ZM239 211H240V210H239ZM242 211H243V210H242ZM242 211H241V212H242ZM8 212H9V211H8ZM8 212H7V213H8ZM10 212H11V211H10ZM23 212H24V211H23ZM89 212H90V211H89ZM106 212H107V211H106ZM106 212H105L104 214H106ZM115 212H116V211H115ZM115 212H114V213H115ZM120 212H121V211H120ZM127 212H130V213H131V211H127ZM172 212H173V211H172ZM176 212L178 213V211H176ZM185 212H186V211H185ZM204 212H205V211H204ZM206 212H207V211H206ZM255 212H254V213H255ZM2 213H3V212H2ZM28 213H29V212H28ZM28 213L25 212V214H28ZM34 213H35V211H34ZM41 213H42V215L44 214V213L42 212V210H41ZM41 213H40V214H41ZM97 213H100V210H99V212H97ZM101 213H103V212H101ZM121 213H122V212H121ZM121 213H120V214H121ZM145 213H146V212H144V214H145ZM157 213H159V212H157ZM167 213H168V212H167ZM169 213H171V212H169ZM177 213H176V214H177ZM243 213L245 214V212H243ZM11 214H12V213H11ZM17 214H18V213H17ZM32 214H33V213H32ZM63 214H62V215H63ZM79 214H80V213H79ZM85 214H86V213H85ZM85 214H84V215H85ZM94 214H95V213H94ZM112 214H113V212H112ZM118 214H119V213H118ZM134 214H135V213H134ZM141 214H142V217H144L142 212H141ZM141 214H139V215H141ZM147 214H148V213H147ZM159 214H160V213H159ZM161 214H162V218H161L162 220H160V222L158 221L159 223H161V221H163V219H164L165 221H168L169 219H170V220H174V219H172V218H169V219L166 218V219H167V220H166L164 217H165L167 214L163 217L164 211H163V213H161ZM201 214H202V213H201ZM204 214H205V213H204ZM249 214H250V213H249ZM2 215H3V214H1V217L4 218V215H3V216H2ZM5 215H6V214H5ZM9 215H10V214H9ZM28 215H30V214H28ZM36 215H38V214H36ZM45 215H46V214H45ZM52 215H53V214H52ZM56 215H57V214H56ZM56 215H55V216H56ZM62 215H61V216H62ZM70 215H71V214H70ZM84 215H83V216H84ZM86 215H87V214H86ZM122 215H124V214H122ZM126 215H127V214H126ZM126 215H125V216H126ZM129 215H130V214H129ZM129 215H128V216H129ZM137 215H138V214H137ZM174 215H175V214H174ZM174 215H172V216H174ZM188 215H189V214H188ZM197 215H199V214H197ZM202 215H203V214H202ZM245 215H247V214H245ZM253 215H254V214H253ZM14 216H15V215H14ZM14 216H13V217H14ZM57 216H59V214H58ZM61 216H60V217H61ZM83 216H82V217H83ZM97 216H98V215H97ZM101 216H102V214H101ZM101 216H100V217H101ZM108 216H109V215H108ZM120 216H121V215H120ZM125 216H124V217H125ZM135 216H136V215H135ZM149 216H150V214H149ZM152 216H153V215H152ZM156 216H157V214L155 215V217H156ZM169 216H170V215H169ZM179 216H180V215H179ZM183 216H184V215H183ZM194 216H195V215H194ZM199 216H200V215H199ZM203 216H204V215H203ZM205 216H206V214H205ZM247 216H249V215H247ZM1 217H0V219H1ZM5 217H6V216H5ZM20 217H21V214H20V216H17V217H15V218H11V219L7 220L8 222L6 221L7 223H6V222H5V223H6V225H9V227H11L10 225H12V226H13V225H14V226H17V225H18V226H19L21 223H23V222L25 221V219H23V220H24L23 222H21L20 224H17L18 222H20V221H19V218H20ZM28 217H29V216H28ZM45 217H46V216H44V219L46 220ZM47 217H49V216H47ZM85 217H86V216H85ZM89 217H90V216H89ZM121 217H122V216H121ZM126 217H127V216H126ZM146 217H148V215H147ZM174 217H175V216H174ZM249 217H250V216H249ZM249 217H248L246 220H244V221H246V225L244 226V229H241V230H246V231H245L246 233L244 232L245 234H242V235H245L244 237L246 238V241H247V240H248V241L251 240V237H250V236H251V234H252L254 231L258 234V231H259L258 228H259V226H260V218H261V216H260V217L257 216L258 218H253V217H252V218H249ZM8 218H9V217H8ZM23 218H24V215H23ZM29 218H30V217H29ZM36 218H37V217H36ZM49 218H50V217H49ZM64 218H65V216H64ZM111 218H113V217H111ZM115 218H118V217H115ZM129 218H131V216H130ZM132 218H133V217H132ZM137 218H139V216H138ZM152 218H153V217H152ZM159 218H160V217H159ZM175 218H176V217H175ZM177 218H178V217H177ZM201 218H202V217H201ZM4 219H5V218H4ZM27 219H28V218H27ZM39 219H40V218H39ZM39 219H38V220H39ZM41 219H42V218H41ZM44 219H43V220H44ZM56 219H58V218H56ZM56 219H55V220H56ZM68 219H69V218H68ZM68 219H67V220H68ZM89 219H90V218H89ZM91 219H92V218H91ZM120 219H121V218H120ZM120 219H118V221H119ZM133 219H135V218H133ZM142 219H143V218H142ZM146 219H148V218H146ZM154 219H155V218H154ZM181 219H182V218H181ZM191 219H192V218H191ZM48 220H49V219H48ZM48 220H47V221H48ZM51 220H52V219H51ZM51 220H50V221H51ZM58 220H59V219H58ZM61 220H63L62 217H61ZM87 220H88V219H87ZM124 220H125V219H124ZM136 220H137V219H136ZM144 220H145V219H144ZM179 220H180V219H179ZM185 220H186V219H185ZM21 221H22V220H21ZM34 221H35V220H34ZM59 221H60V220H59ZM94 221H95V220H94ZM113 221H114V220H113ZM116 221H117V219H116ZM120 221H122V220H120ZM127 221H130V219H128ZM139 221H140V220H139ZM147 221H148V220H147ZM147 221H145V222L147 223ZM0 222H2V219L0 220ZM40 222H41V220H40ZM44 222H45V221H44ZM44 222H43V223H44ZM68 222H69V221H68ZM114 222H115V221H114ZM124 222H126V221H124ZM143 222H144V221H143ZM150 222H152V220H151ZM154 222H155V221H154ZM156 222H157V221H156ZM171 222H172V221H171ZM174 222H175V221H174ZM188 222H189V221H188ZM190 222H191V221H190ZM190 222H189V223H190ZM195 222H196V221H195ZM28 223H29V222H28ZM43 223H42V224H43ZM46 223H47V222H46ZM59 223H61V222H59ZM104 223H106V229L108 230V232H109V233H112V232H113V227H112V220L110 219V217H109V218H105V222H103L102 225H104ZM116 223H117V222H116ZM146 223H145V224H146ZM166 223H167V222H166ZM168 223H170V222L168 221ZM178 223H179V225H181L180 222H178ZM186 223H187V222H186ZM191 223H193V222H191ZM196 223H197V222H196ZM3 224H4V222H3ZM23 224H24V223H23ZM25 224H26V222H25ZM32 224H33V226L35 225L34 223H32ZM40 224H41V223H40ZM49 224H50V223H49ZM61 224H62V223H61ZM61 224H60V225H61ZM113 224H114V223H113ZM124 224H126V223H124ZM124 224H123V225H124ZM130 224H131V223H130ZM132 224H133V222H132ZM140 224H141V223H140ZM145 224H144V226H145ZM154 224H155V223H153V225H154ZM161 224H162V223H161ZM174 224H176V222H175ZM198 224H199V223H198ZM1 225H2V224H1ZM29 225L31 226V223H30ZM37 225H38V224H37ZM43 225H45V224H43ZM62 225H63V227H64L66 224L64 225V223H63ZM120 225H121V224H120ZM134 225H136V223H135ZM134 225H133V227H132L131 225H130V226L134 229ZM156 225H158V224H156ZM168 225H169V224H168ZM192 225H193V224H192ZM2 226H4V225H2ZM21 226H22V225H21ZM41 226H42V225H41ZM46 226H48V224H47ZM66 226H67V225H66ZM70 226H72V225H70ZM117 226H118V224H116V227H115L116 230H117ZM136 226H137V225H136ZM136 226H135V227H136ZM139 226H140V225H139ZM141 226H142V225H141ZM144 226H142V228H145ZM147 226L149 227L148 224H147ZM163 226H164V225H163ZM174 226H175V225H174ZM177 226H178V225H177ZM181 226H182V225H181ZM188 226H190V224H189ZM198 226H199V225H198ZM198 226H194V227L191 228V229H189V228H190V227H189V228H188L189 230H187V231L185 232V238L187 239L186 242L189 241V242L195 244V250H196V246L198 247L197 250H199V248H200V243H201L200 228H199ZM5 227H6V226H5ZM9 227H8V228H9ZM22 227H23V226H22ZM51 227H53V225H52ZM68 227H69V226H68ZM75 227H76V226H75ZM98 227H99V226H98ZM119 227H120V226H119ZM126 227H127V226H126ZM137 227H138V226H137ZM137 227H136V229H137ZM3 228H4V227H3ZM13 228H14V227H13ZM39 228H40V227L38 226V229H39ZM43 228L45 229V226H44ZM48 228H50V227H48ZM48 228H47V230H48ZM123 228H124V226H123ZM128 228H129V226H128ZM142 228H141V229H142ZM149 228H150V227H149ZM152 228H153V226L151 225V228H150V229L152 230ZM161 228H162V227H161ZM182 228H183V227H182ZM185 228H186V226H185ZM185 228H184V229H185ZM4 229H6V228H4ZM11 229H12V228H11ZM20 229H21V227H20ZM40 229H41V228H40ZM58 229H59V228H58ZM58 229H57V230H58ZM63 229H64V228H63ZM81 229H82V228H81ZM98 229H99V228H98ZM118 229H119V228H118ZM125 229H127V228H124V230H125ZM139 229H140V228H139ZM139 229H138V230H139ZM141 229H140V233H141V231H143V229H142V230H141ZM145 229L147 230V228H145ZM145 229H144V231H145ZM150 229H149V230H150ZM165 229H166V227H165ZM184 229H183V230H184ZM251 229H252V231L254 230L252 233H251ZM260 229H264V228L261 227ZM30 230H32V228H31ZM64 230H65V229H64ZM72 230H75V229H72ZM114 230H115V229H114ZM156 230H157V229H156ZM156 230L153 229V231H155V233H153V234H156ZM158 230H159V229H158ZM160 230H161V229H160ZM172 230H174V229H172ZM175 230H177V229H175ZM180 230H181V229H180ZM0 231H1V230H0ZM11 231H12V230H11ZM44 231H46V230H44ZM52 231H54V230L52 229ZM75 231L77 232V230H75ZM75 231H74V232H75ZM99 231H100V230H99ZM104 231H105V230H104ZM120 231H121V230H119V232H120ZM125 231H126V230H125ZM153 231H152V232H153ZM164 231H166V230H164ZM164 231H163V232H164ZM167 231H168V230H167ZM178 231H179V229H178ZM227 231H228V230H227ZM262 231H264V230H262ZM262 231H261V232H262ZM32 232H33V231H32ZM55 232H56V231H55ZM74 232H72V233H74ZM134 232H135V231H134ZM145 232H146V231H145ZM158 232H159V231H157V233H158ZM183 232H184V231H183ZM234 232H235V231H234ZM234 232L232 231L233 234H234ZM242 232H243V231H242ZM242 232H240V233H242ZM5 233H6V232H5ZM5 233H4V234H5ZM39 233H40V232H39ZM56 233H58V232H56ZM77 233H78V232H77ZM77 233H76V234H77ZM80 233H81V232H80ZM80 233H79L78 235H80ZM114 233H115V232H114ZM123 233H124V232H123ZM125 233H126V232H125ZM142 233H143V232H142ZM149 233H150V232H149ZM159 233H160V232H159ZM161 233H162V232H161ZM167 233H168V232H167ZM226 233H227V232H226ZM229 233H230V231H229ZM232 233H231V234H232ZM259 233H260V232H259ZM7 234H8V233H7ZM11 234H13V233H11ZM17 234H18V231H17ZM42 234H43V233H42ZM45 234H46V233L44 232V235H45ZM106 234H107V233H106ZM115 234H116V233H115ZM117 234L119 235L118 232H117ZM117 234L115 235L116 240L119 239V238H117V236H118ZM120 234H121V233H120ZM126 234L128 235V231H127ZM132 234L135 235V233H132ZM146 234H147V232H146ZM164 234H165V233H163V235H164ZM168 234H171L170 231H169ZM235 234H237V233L235 232ZM253 234H254V233H253ZM262 234H263V233H262ZM262 234H259V236L262 235ZM5 235H6V234H5ZM5 235H4V236H5ZM19 235H21V234H19ZM39 235H40V234H39ZM53 235H54V234H53ZM60 235H62V234H60ZM63 235H64V234H63ZM74 235H75V234H74ZM82 235H83V234H82ZM113 235H114V234H113ZM150 235H152V234L150 233ZM157 235H158V234H157ZM166 235H167V234H166ZM172 235H173V234H172ZM172 235H171L170 239L172 238ZM227 235H228V234H227ZM255 235H256V234H255ZM29 236H31V235H29ZM40 236H41V235H40ZM51 236H52V235H51ZM56 236H57V234H56ZM66 236H68V235H66ZM109 236H110V235H109ZM120 236H123V235H120ZM130 236H132V235H130ZM154 236H155V235H154ZM222 236H223V235H222ZM231 236H232V235H231ZM237 236H239V235H237ZM240 236H241V235H240ZM253 236H254V235H253ZM257 236H258V235H257ZM259 236H258V237H259ZM263 236H264V235H263ZM2 237H3V236H2ZM6 237H7V236H6ZM11 237H12V236H11ZM13 237H14V236H13ZM16 237H17V235H16ZM41 237H43V236H41ZM63 237H64V236H63ZM78 237H79V236H78ZM82 237H83V236H82ZM99 237H100V236H99ZM99 237H97V238H99ZM104 237H105V235H104ZM104 237H103V238H104ZM107 237H108V236H107ZM115 237H114V238H115ZM125 237H126V236H125ZM146 237H147V236H146ZM148 237H149V236H148ZM148 237H147V238H148ZM151 237H152V236H151ZM155 237H156V236H155ZM161 237H163V236L161 235ZM166 237H167V236H166ZM174 237H175V235H174ZM9 238H10V237H9ZM46 238H47V237H46ZM55 238H56V237H55ZM60 238H61V237H60ZM67 238H68V237H67ZM80 238H81V237H80ZM126 238H127V237H126ZM130 238H131V237H130ZM141 238H142V237H141ZM152 238H153V237H152ZM164 238H165V237H164ZM202 238H203V237H202ZM230 238H232V237H230ZM240 238H241V237H240ZM259 238L261 239V236H260ZM4 239H6V238H4ZM4 239L2 238V240H4ZM11 239H12V238H11ZM43 239H44V238H43ZM68 239H69V238H68ZM70 239H71V237H70ZM74 239H75V238H74ZM76 239H77V238H76ZM76 239H75V240H76ZM100 239H101V238H100ZM106 239H107V238H106ZM109 239H110V238H109ZM112 239H113V237H112ZM132 239H133V238H132ZM155 239H156V238H155ZM165 239H167V238H165ZM168 239H169V238H168ZM173 239H174V238H173ZM177 239H178V238H177ZM183 239H184V238H183ZM218 239H219V238H218ZM222 239H223V238H222ZM243 239H244V238H243ZM255 239H256V238H255ZM29 240H30V238H29ZM75 240H74V241H75ZM107 240H108V239H107ZM119 240H120V239H119ZM121 240H122V239H121ZM137 240H139V239H137ZM163 240H164V239H163ZM178 240H179V239H178ZM184 240H185V239H184ZM223 240H224V239H223ZM228 240H229V239H228ZM228 240H227V241H228ZM232 240H233V239H232ZM232 240H231V241H232ZM235 240H236V239H235ZM238 240H239V239H238ZM241 240H242V239H241ZM241 240H240V242H239V245H241L240 243H242V241H243V240H242V241H241ZM244 240H245V239H244ZM252 240H253V239H252ZM257 240H259V239H257ZM9 241H10V240H9ZM12 241H13V240H12ZM15 241H16V240H15ZM25 241H26V239H25ZM42 241H43V240H42ZM44 241H45V240H44ZM44 241H43V242H44ZM51 241H52V240H51ZM56 241L59 242V240H56ZM56 241H55L54 243H52V244L55 245ZM61 241H62V240H61ZM61 241H60V242H61ZM77 241H80V240H77ZM82 241H83V240H82ZM82 241H81V242H82ZM112 241H113V240H112ZM117 241H118V240H117ZM117 241H116V242H117ZM126 241H127V240H125V242H126ZM131 241H136V240H131ZM155 241H157V242L159 241V242H160L161 239H160V240H155ZM168 241H169V240H168ZM171 241H174V240H171ZM171 241H170V242H171ZM179 241H180V240H179ZM227 241H226V239H225V242H227ZM246 241H245V242H246ZM248 241H247V242H248ZM259 241H260V240H259ZM259 241H258V242H259ZM262 241H264V240L262 239ZM0 242H1V241H0ZM18 242H19V241H18ZM18 242H17V244H18ZM30 242H31V241H30ZM32 242H33V241H32ZM45 242H46V241H45ZM62 242H63V241H62ZM81 242H80V243H81ZM91 242H92V241H91ZM123 242H124V241H123ZM127 242H128V241H127ZM129 242H130V241H129ZM137 242H138V241H137ZM139 242H141V241H139ZM145 242H146V241H145ZM149 242H151V241H149ZM163 242H164V241H163ZM165 242H167V241H165ZM177 242H178V241H177ZM181 242H182V241H181ZM219 242H221L220 239H219ZM233 242H234V241H233ZM243 242H244V241H243ZM247 242H246V243H247ZM252 242H253V241H251V243H252ZM10 243H11V242H10ZM22 243H23V242H20V244H22ZM24 243H25V242H24ZM35 243H36V242H35ZM49 243H50V242H49ZM95 243H96V242H95ZM100 243H101V242H100ZM100 243H99L98 245H101ZM110 243H112V242H110ZM118 243H119V242H118ZM130 243H131V242H130ZM184 243H185V241H184ZM221 243H222V242H221ZM227 243H230V242H227ZM251 243H249V244L251 245ZM260 243H261V242H260ZM2 244H4V243H2ZM15 244H16V242H15ZM37 244H38V243H37ZM47 244H48V240H47ZM76 244H77V243H76ZM105 244H106V243H104V245H105ZM113 244L115 245V242H113ZM124 244L127 245L128 243H124ZM133 244H134V243L132 242L131 245H133ZM143 244H144V243H143ZM143 244H142V245H143ZM146 244H147V242H146ZM201 244H202V243H201ZM224 244H225V243H224ZM231 244H232V243H231ZM233 244H234V243H233ZM243 244H244V243H243ZM252 244H253V243H252ZM5 245H6V244H5ZM11 245H13V244H11ZM40 245H41V242H40ZM43 245H44V244H43ZM48 245H49V244H48ZM48 245H46V246H48ZM50 245H51V244H50ZM78 245H79V244H77V246H78ZM80 245H81V244H80ZM82 245H83V243H82ZM102 245H103V244H102ZM110 245L112 246V244H110ZM114 245H113V247H114ZM121 245H122V244H121ZM144 245H145V244H144ZM148 245H149V244H148ZM219 245H220V244H219ZM228 245H229V244H228ZM255 245H256V244H255ZM7 246H8V245H7ZM23 246H24V245H23ZM23 246H22V248H23ZM41 246H42V245H41ZM44 246H45V245H44ZM52 246H53V245H52ZM61 246H62V244H61ZM95 246H97V244H96ZM111 246H109V248H110ZM123 246L125 247V245H123ZM150 246H151V245H150ZM155 246H156V245H155ZM171 246H172V245H171ZM183 246H185V245H183ZM221 246H222V245H221ZM237 246H238V244H237ZM244 246H245V245H244ZM2 247H3V246H2ZM2 247H1V248H2ZM8 247H9V246H8ZM17 247H18V246H17ZM20 247H21V245H20ZM48 247H49V246H48ZM53 247H54V246H53ZM63 247H64V246H63ZM63 247H62V248H63ZM66 247H67V246H66ZM71 247H72V246H71ZM105 247H106V245H105ZM105 247H103V246H97V247H95V252H94V251H93V252L96 253V254H99V255L105 256V257H107V259L110 258L111 261L116 260L117 258H118L117 260H119V258L122 257V256L124 255V254H122L121 256L117 257V253H116V252H119V251H115V250H113V249H108L107 247H106V248H105ZM113 247H112V248H113ZM116 247H118V246H116ZM134 247H135V245H134ZM134 247H132V248H133V249H136V248H134ZM138 247H139V246H138ZM144 247H145V246H144ZM144 247H143V248H144ZM158 247H159V246H158ZM158 247H157V248H158ZM161 247H162V246H161ZM179 247H181V246H179ZM189 247H190V246H189ZM204 247H205V246H204ZM204 247H203V248H204ZM229 247H230V246H229ZM229 247H228V248H229ZM238 247H239V246H238ZM249 247H250V246H249ZM257 247H258V246H257ZM260 247H261V245H260ZM5 248H6V247H5ZM89 248H91V247H89ZM122 248H123V247H122ZM125 248H126V247H125ZM128 248H129V247H128ZM130 248H131V247H130ZM143 248H141V249L143 250ZM148 248H149V247H148ZM153 248H155V247H153ZM153 248H151V249H153ZM163 248H164V247H163ZM185 248H186V247H185ZM235 248H236V247H235ZM243 248H244V247H243ZM247 248H248V246H247ZM247 248H246V249H247ZM252 248H253V246H252ZM252 248L250 247V249H252ZM7 249H8V248H7ZM13 249H14V248H13ZM15 249H16V248H15ZM25 249H26V248H25ZM46 249H47V248H46ZM48 249H49V248H48ZM48 249H47V251H50V250H48ZM79 249H80V247H79ZM79 249H78V250H79ZM117 249H118V248H117ZM137 249H138V248H137ZM141 249H140V250H141ZM151 249H148V250H150V252L147 251V253L149 252L150 255H151V253L153 254L152 257H153V259L155 260V262H156L157 264H158V263H161V264H181L180 262H182V264H191V262H193V260H194V258H192V257L195 256V255L193 254V252L190 251V254H191V252H192V255H193V256L191 255V256H192V257H191V258H192V261L190 262V259H191V258H189V257L187 256V254H188L187 252H186L187 254H186V253H182V254L180 253V254L177 255V254H176L177 252H176L175 254H174V253H167V252H164V251H165L164 249H163L164 251H163V250L160 251V250L157 249V251L152 252ZM159 249H160V248H159ZM165 249H166V248H165ZM171 249H173V247H172ZM177 249H179V248H177ZM188 249H189V248H188ZM231 249H232V248H231ZM231 249H229V250H231ZM240 249H241V248H240ZM255 249H256V246H255ZM258 249H259V247H258ZM258 249H257V251H258ZM260 249H261V248H260ZM18 250H19V249H18ZM23 250H24V249H22V251H23ZM56 250H57V249H56ZM58 250H59V249H58ZM61 250H62V249H61ZM92 250H93V249H92ZM118 250H120V249H118ZM124 250H125V249H124ZM145 250H146V249H145ZM154 250H155V249H154ZM180 250H181V249H180ZM191 250H192V249H191ZM197 250H196V251H197ZM203 250H205V249H203ZM203 250L200 249L199 251H203ZM229 250H228V251H229ZM236 250H237V249H236ZM238 250H239V248H238ZM262 250H263V249H262ZM5 251H6V250H5ZM24 251H25V250H24ZM27 251H28V250H27ZM38 251H39V250H38ZM51 251H52V250H51ZM54 251H55V250H54ZM59 251H60V250H59ZM63 251H64V250H63ZM75 251H76V250H75ZM125 251H126V253H127L128 250H125ZM133 251H134V253L136 252L135 250H133ZM138 251H139V250H138ZM174 251H175V250H174ZM185 251H188V250L186 249ZM223 251H224V250H223ZM231 251H232V250H231ZM231 251H230V252H231ZM242 251H243V250H242ZM246 251H247V250H246ZM251 251H252V250H251ZM45 252H46V251H45ZM61 252H62V251H61ZM64 252H65V251H64ZM64 252H63V253H64ZM76 252H77V251H76ZM78 252H79V251H78ZM130 252H131V251H130ZM140 252H141V251H140ZM143 252H144V250H143ZM169 252H170V251H169ZM171 252H172V251H171ZM208 252H209V251H208ZM208 252H207V254H209ZM230 252H229V253H230ZM237 252H238V251H237ZM240 252H241V251H240ZM258 252H260V251H258ZM262 252H263V251H262ZM28 253H29V252H28ZM38 253H39V252H38ZM51 253H52V252H51ZM51 253L49 252V254H51ZM59 253H60V252H59ZM120 253H122L121 250H120ZM124 253H125V252H124ZM126 253H125V254H126ZM178 253H179V252H178ZM205 253H206V251H205ZM249 253H250V252H249ZM260 253H261V252H260ZM0 254H1V251H0ZM24 254H25V253H24ZM42 254H44V253H42ZM49 254H48V255H49ZM129 254H130V253H128V258H129V256H130ZM135 254H139V253H135ZM140 254H141V253H140ZM145 254H146V253H145ZM200 254H201V253H200ZM202 254H203V253H202ZM232 254H233V253H232ZM232 254H231V255H232ZM255 254H256V253H255ZM4 255H5V257H6L7 259L11 260V262H12L11 264H24L25 256H23L22 254H19L18 252H16V250H15V251H9V250H8V251L6 252V254H4ZM25 255L27 256V254H25ZM44 255H45V257H47L46 254H44ZM59 255H60V254H59ZM69 255H70V254H69ZM119 255H120V254H119ZM126 255H127V254H126ZM126 255H125V257H126ZM141 255H142V254H141ZM204 255H205V254H204ZM210 255H211V254H210ZM210 255H209V256H210ZM60 256H61V255H60ZM93 256H94V255H93ZM133 256H134V255H133ZM209 256H208V257H209ZM223 256H224V255H223ZM232 256H233V255H232ZM256 256H257V254H256ZM3 257H4V256H3ZM69 257H70V256H69ZM97 257H98V256H97ZM100 257H101V256H99V258H100ZM134 257H135V256H134ZM136 257H137V256H136ZM138 257H139V256H138ZM141 257H142V256H141ZM145 257H146V256H145ZM203 257H205V256H203ZM6 258H5V259H6ZM29 258H31V257H29ZM51 258H52V256H51ZM67 258H68V257H67ZM71 258H72V257H71ZM71 258H70V259H71ZM74 258H75V257H74ZM142 258H143V257H142ZM5 259H4V260H5ZM32 259H33V258H32ZM64 259H65V258H64ZM68 259H69V258H68ZM91 259H92V258H91ZM94 259H95V258H94ZM123 259H124V258H123ZM138 259H139V258H138ZM138 259H137V260H138ZM210 259H211V258H210ZM210 259H209V260H210ZM9 260H8V261H9ZM28 260H29V259H28ZM36 260H37V259H36ZM57 260H58V259H57ZM59 260H60V259H59ZM61 260H62V259H61ZM61 260H60V261H61ZM96 260H97V259H96ZM103 260H104V259H103ZM103 260H102V258H101V260H100L101 263H102ZM105 260H106V259H105ZM125 260H127V259H125ZM125 260H124V262H125ZM133 260H134V259H133ZM139 260H140V259H139ZM141 260H143V259H141ZM141 260H140V263H141ZM144 260H145V259H144ZM150 260H151V259H150ZM196 260H197V259H196ZM2 261H3V260H2ZM75 261H76V260H75ZM91 261H92V260H91ZM97 261H98V260H97ZM121 261H123V260L121 259ZM127 261H128V260H127ZM134 261H135V260H134ZM146 261H147V260H146ZM146 261H145V262H146ZM197 261H198V260H197ZM197 261H196V262H197ZM199 261H201V260H199ZM210 261H211V260H210ZM28 262H29V261H27V263H28ZM33 262H34V261H33ZM48 262H51V261H48ZM53 262H55V261H53ZM58 262H59V261H58ZM63 262H64V260H63ZM71 262H72V261H71ZM87 262H88V261H87ZM92 262H93V261H92ZM104 262H105V261H104ZM117 262H118V261H117ZM119 262H120V261H119ZM135 262H136V261H135ZM142 262H143V261H142ZM145 262H144V263H145ZM151 262H152V260H151ZM27 263H26V264H27ZM68 263H69V262H68ZM89 263L91 264V262H88V264H89ZM94 263H95V262H94ZM111 263H112V262H111ZM131 263H132V262H131ZM137 263H138V262H137ZM6 264H7V263H6ZM9 264H10V261H9ZM28 264H30V263H28ZM52 264H53V263H52ZM60 264H61V263H60ZM82 264H83V263H82ZM85 264H86V263H85ZM108 264H109V263H108ZM129 264H130V262H129ZM148 264H150V261H149ZM192 264H193V263H192Z\"/></svg>",
	"mask_w": 264,
	"mask_h": 264
},
{
	"label": "trees",
	"instance_id": "trees-1",
	"mask_svg": "<svg viewBox=\"0 0 264 264\" xmlns=\"http://www.w3.org/2000/svg\"><path fill=\"white\" fill-rule=\"evenodd\" d=\"M185 67H186L188 74L194 81L201 79V71H200L197 57L195 55L190 56V57L185 55Z\"/></svg>",
	"mask_w": 264,
	"mask_h": 264
},
{
	"label": "crops",
	"instance_id": "crops-1",
	"mask_svg": "<svg viewBox=\"0 0 264 264\" xmlns=\"http://www.w3.org/2000/svg\"><path fill=\"white\" fill-rule=\"evenodd\" d=\"M186 69V67H184ZM187 71V70H186Z\"/></svg>",
	"mask_w": 264,
	"mask_h": 264
}]
</instances>
